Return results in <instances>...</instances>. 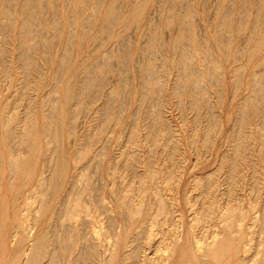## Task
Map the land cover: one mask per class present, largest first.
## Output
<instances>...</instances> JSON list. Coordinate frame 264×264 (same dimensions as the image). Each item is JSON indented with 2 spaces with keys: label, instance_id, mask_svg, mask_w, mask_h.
<instances>
[{
  "label": "rangeland",
  "instance_id": "rangeland-1",
  "mask_svg": "<svg viewBox=\"0 0 264 264\" xmlns=\"http://www.w3.org/2000/svg\"><path fill=\"white\" fill-rule=\"evenodd\" d=\"M3 1L0 0L1 3ZM14 1H16V0H12V3L9 2V4L10 5L12 4L14 8L12 7V5L11 6L9 5L10 8L9 7H7V8L10 10L12 8L14 9V10L13 9L11 10V12H13V11L14 12L12 13L13 16L11 15L9 19L11 20L12 23H13V21L15 23L16 22L17 23L16 24L14 23L11 27V24H9L10 21L6 18H3L4 20L2 21L1 20L2 17L0 16V18H1L0 20L2 21V23H0V25H3V26H1L2 27L1 30H3V31L0 30V155H1L0 156V264H25L24 263L25 259H27L29 257L28 251L30 250V247H28V246H30V244H31L29 242H32V244H33V242L36 241V238L37 239L42 238V236H44L43 238H46V248L47 249L45 248L46 250L44 251V255H43L44 259L41 258V260H44V261L41 263H38V264H55L54 261L57 259V257H58V260L56 261V264H67V263L68 264H75L74 260L76 259V257H78V260H80L79 258H81L83 261L82 260H80V261L84 262L85 264H98V263H100V264H102V263L103 264H131V263L132 264H134V263L135 264H160L162 258L167 257L166 254H168V252H166V251H168L166 248L167 246H165V245H167L166 243H168L167 238H169L168 236L170 235L171 232H173V228L177 229V227H175V226H176V224H178V220L180 219L179 213H178V215L177 214L175 215L174 212H171V211H174V208H170V207L175 206V208L178 209V211H182L183 221L185 222V227H186V232H187V229L189 230L188 222L190 224L191 218L192 217L195 218L194 216H191V215H195V213L188 211L189 207L186 204V197H185L186 193H187V195H189L188 198L190 197L191 200L193 201V203L194 202L196 203V207L198 206L199 209H201V211H200L198 209V207L196 208V210L198 209L197 210L198 211L197 216L199 218L200 217L202 218V221L200 224L202 229L199 227L197 228V234L196 235L198 236V239H200V241L203 243H207L210 240H212L213 237H215V236L217 237V233L219 231H222L223 233L222 232L221 233L223 234L222 235L223 238L218 237V240L219 241H221V240H227L228 241V239H229V242L231 241L230 243L232 245L230 244L231 245L230 246V252H229L228 248H226L224 255L222 256V260H223L222 262L223 263H218L213 259L212 261L214 264H224V263H226V264H255V263L256 264H264V261H262V260H264V231H263V229H264V215H263L264 214L263 213L264 212L263 211L264 210L263 209L264 208V124H263V121L260 122V119H259L264 115V104L261 103V102H264V100L263 101L260 100V99L264 98V94H263L264 93V86L261 88L262 82L260 83V82H257V81L252 79V78H254L253 77L254 74L252 75V78H251L252 72L253 73H255V72L256 73H264V36H262L263 35L262 31L264 33V29H263L264 28L263 27L264 26V18H263L264 17V9L262 7H264V6L261 7V5H264V1L261 0V2L263 1V3L261 4V2L258 3L260 0H233V1L232 0H167V1L166 0H128V1L127 0H122V1L121 0H107V1L106 0H65L66 2H64V0H42L40 2L41 6L39 5V8H38L39 11H38V9H36L37 11L35 9H31V11H30L29 9L31 7L29 6L30 8L28 9V6H26L24 4L25 0H18L16 2H14ZM231 1H232V3H231ZM126 2H127V4L128 3L129 4L127 5ZM165 2H167L168 5ZM173 2H174V4H172ZM14 3H16V5ZM65 3H66V5H65ZM18 4H19V7H18ZM95 4L96 5L100 4V6H98V5L96 6ZM162 4H163V6H162ZM165 4L167 5L166 7H169V9L164 7ZM171 4H172V6H171ZM257 4H258V6H256ZM21 5L23 8L21 7ZM95 7H96V9H94ZM98 7H100V8H98ZM113 7H115V10H116V8L119 9L118 11L121 10L120 12H122V13L120 15L121 19L119 17V21L117 19V21L113 25H111V24H109L108 20L106 21V14L109 11H111L113 9ZM170 7L172 8V11L170 10ZM233 7H234V9H233ZM257 7H259V8H257ZM173 8H174V10H173ZM16 9L18 12L20 10L21 14H20V12H19V14L17 12L16 16H15ZM57 9H59V11H57ZM64 9L66 11H64ZM163 9H165V10H163ZM166 9H167V13L165 15ZM191 9H192V11H191ZM232 9L234 10V12L232 11ZM245 9H247V10H245ZM55 10L57 12L56 15H55V13H56ZM98 10H99V13H98L99 16L97 15V13H95V12H98ZM169 10L171 11L169 13L170 15L168 14ZM180 10H181V15H179V16L177 15V17H175L176 16L175 15L174 17H172L176 13L180 14V13H178V11H180ZM187 10H188V12H187ZM260 10L262 12H259ZM137 11L139 13L138 15H137ZM163 11H165V12H163ZM173 11H174V14H173ZM183 11L185 12V15L187 13L188 19H187V16H184V14L182 13ZM240 11L243 14H241ZM245 11H247V13ZM116 12L117 11H115V13ZM254 12H257V13L254 14ZM258 12L261 13L260 14L261 18L259 16ZM25 13H27V14L31 13L33 18L36 20V23H37L36 26H34L35 27L34 28L35 33H33L32 36H29V37H28V35L26 36L25 31H24V34L22 32L24 29L23 24H22V21H23L22 19L24 17L23 14H25ZM115 13H114V15H116ZM103 14H104V16H103ZM167 14H168V16H171L170 17L171 22H168L169 19L167 20V18H168ZM223 14L224 15L226 14V16L224 17ZM228 14L230 15V20L227 19ZM18 15H20V16L23 15V16L20 17ZM117 15H118V13H117ZM117 15H116V17H117ZM127 15H128V17L129 16L130 17L126 18ZM96 16H98L97 17L98 19H96ZM102 16H103V19H102ZM132 16H135L136 18L132 17ZM165 16H167V17H165ZM222 16L224 17V19L226 18V20L229 23L226 20H224L223 18H222L223 19L222 20L221 19ZM256 16H257V18H256ZM164 17H165V19H164ZM182 18H183L184 22H183V20L181 21ZM14 19H16V21ZM48 19H50V21ZM124 19H125V21H124ZM256 19L257 20L261 19V20L257 21ZM262 19H263V21H262ZM19 20L20 21L22 20L21 24H20ZM74 20H77V21H74ZM103 20L106 21V22L104 21V23L106 25L103 23ZM164 20H167V21L164 22ZM231 20H232V24H231ZM70 21H71V23H70ZM72 21H74V22L72 23ZM175 21H176V23L177 22L178 23L176 24ZM180 21L183 23V27H182V23ZM219 21L221 23L222 22L223 23L222 24L220 23L221 24L220 25L218 23ZM241 21H242V23H241ZM260 21H261V23L259 24ZM107 22H108V24H107ZM136 22H138V23H136ZM173 22H174V24H172ZM224 22H225V24L226 23L227 24L225 25ZM119 23H121V24H119ZM164 23H166L165 26H164ZM186 23H189L190 25H188ZM71 24L72 25L74 24V25L72 26ZM115 24L118 26H116ZM185 24L187 25V27L185 26ZM191 24H192V27H191ZM5 25H8V26H5ZM21 25H22V27H21ZM104 25H105V27H104ZM172 25H174V26H172ZM215 25H217V26H215ZM228 25H230L229 27H231L233 25V28H227ZM259 25L263 28H261ZM252 26L255 27V30L253 29ZM258 26L260 29L258 28ZM72 27H73V29H72ZM184 27H186V30L188 29L187 33H189L191 36L186 33ZM239 27H241L243 29H241ZM244 27H245V29H244ZM84 28H87V29H84ZM37 29H38V31H37ZM222 29H223V31H222ZM252 29L255 31L254 32L255 34L253 33L254 35L252 33L250 34L251 31L253 32ZM217 30H219V31H217ZM260 30H262L261 33H260ZM216 31L219 33H217ZM7 32H8V35H7ZM120 32H122V33H120ZM20 33L23 36V38H22V36H20ZM111 33H112V35H111ZM157 33L159 34L158 36H157ZM184 33H186V35L190 36L189 40L185 41V44L187 46V47L185 46L186 48H189L191 46L189 49H187V51L189 50L188 54H187V55H189V56H187L188 57L187 60H188L189 64H191V66L194 65L193 67H195V70H194L190 66L192 68V70L191 69L190 70H191V72L192 71L194 72V75L190 74L189 79L187 80L188 85L190 84L192 86V87L190 86L191 88L190 87L188 88V91L191 89L190 91H192L194 94V92H195L194 89L196 90V88L201 86V88L199 89L201 93L197 89L198 91H196L195 95L193 96L195 100L197 98V101L193 100V97H190L191 94L189 92L185 93L181 87H178V89L175 92V95L180 94V96L179 95H177L178 97L175 96L174 92H173L175 90H172L173 89V86H172L173 82L175 81V79L179 83H183V82L180 81L179 77H177V76H175L176 78H173L174 81L171 82V80L169 79L170 78L169 74L167 75V73H169L168 72L169 69L167 67H169V65H170V62H169L170 60L168 59L169 55H167V53L168 54L172 53L174 55H179L178 54L179 51H180L179 53H182V51H181L182 48H179V45H178V47H174L173 43L175 44V38L174 37H176V36L180 37ZM214 33L218 34V36H217L218 40H216L214 38ZM37 35H38V37H37ZM155 35L157 36V38ZM251 35H252V37L256 36L255 37L256 39L254 37L253 38L249 37L250 38V40H249L248 36H251ZM192 36H193V38H192ZM228 36H229V38H226ZM30 37H33V38L30 39ZM70 37H71V39H70ZM158 37H160V38H158ZM150 38H151V41L153 40L154 42H151L149 40ZM24 39H25V42H24ZM159 39L161 42L159 41ZM169 39H171V41ZM157 40L160 43H158ZM244 40L247 43L250 42V44L248 43V46H246V47H245V45L247 43L244 42ZM123 41H125L126 46H128L126 55H128L129 57L125 56V58L122 56L123 54L120 52V48H119L121 42H123ZM220 41H222L223 43H221ZM42 42L44 43V47H43ZM149 42H151V44ZM169 42H171V43H169ZM251 42H253L252 43L253 45L251 44ZM164 43H167V44L165 45ZM199 43H201V44H199ZM45 44H46V46H45ZM176 44H175V46H177ZM149 45H151V46L154 45L155 49H153V47L150 48ZM218 45L219 46L221 45V46L219 47ZM25 47H27L28 49ZM180 47H183V46H180ZM144 48H146V49H144ZM171 48H172V50H170ZM244 48L249 49V50L247 51L245 49V51H246L245 52ZM162 49H165V50H162ZM239 49H241V52ZM25 50H26V52H25ZM144 50H146V51H144ZM153 50L155 51V54H156L155 57L153 54ZM190 50H192V51H190ZM200 50L203 52H201ZM249 51L251 53H252V51H254V55L251 58H250L251 54L249 53ZM190 52H192V53H190ZM244 52H245V54H243ZM107 53H109V56ZM190 54H192V55H190ZM150 55L152 57H150ZM241 55L242 56L245 55V56H243L244 58ZM105 56L106 57L108 56L107 58L109 60H106L107 58H105ZM227 56H229V58H227ZM234 57H236V58H234ZM237 57H238V60H237ZM241 57L243 58V61H242ZM166 59H167V62H166ZM190 59H191V61H190ZM65 60H67V61H65ZM245 60L246 61L248 60V61L246 62ZM64 62H65V64H64ZM244 62H246L245 64H247V65L243 64V66H242V63H244ZM167 64H168V66H166ZM254 64H255V66H254ZM94 65H96V66H94ZM86 66L87 67L89 66V67L87 68ZM152 66H154L155 68ZM241 66L244 69L243 73H241V71H243V69L239 68ZM27 67H28V69H27ZM150 67L152 69H155L154 70L155 73H154V76L149 77V75L146 73V69H149ZM178 67L180 70L178 72L182 73L181 68L183 70L184 66L179 65ZM237 67L239 69H237ZM63 68H64V70H63ZM86 68H87V70H86ZM84 69H85V71H83ZM142 69H143V71H142ZM167 69H168V71H167ZM197 69H199V70L197 71ZM234 69H237L239 71L241 69L240 72L237 71V73H240L242 75V77H240V79L241 78L242 79L241 80L239 79V80L242 81L243 84L238 82L239 87L235 86V85H237L236 82L238 80L237 77H239L238 76L239 74L235 73ZM60 72H62V74H60ZM87 72H89L91 74L89 75V73H87ZM199 72H204L205 75L203 73H200L202 75H199ZM207 72L213 73V74L208 75ZM247 72H248V74H247ZM196 74L198 75V77H196L197 76ZM203 75H204V77H203ZM87 76H88V79L91 78L90 76L94 77V80H93V78H92V80H93V83L95 82V84L92 83L91 79H90L91 82L88 83L89 81H86V80H88L86 78ZM199 76L200 77L202 76V77L199 78ZM244 76H247V77H244ZM58 77H59V79H58ZM152 77H154V79H152ZM155 77L157 80L155 79ZM146 78H147V81H146ZM143 79H145V80H143ZM150 79H151V81H150ZM168 80L171 83H169ZM192 80L197 81V83L192 82ZM200 80H201V82L203 80L202 85H206L208 88L207 89L205 86L204 90L206 89V90H208V92H206V90L204 92L202 85H200L201 83H198V81H200ZM243 80H244V82H243ZM84 81L88 83V84L87 83L84 84V86H87V89L85 90L86 94L89 93V95H90V96L87 95L88 97L86 96V94H84V96H83V93H85V92L81 91V89H83L82 87H84L81 84V82L83 83ZM145 81L148 82V84H145L146 83ZM75 82H77V83H75ZM99 82H100V84H98ZM153 82L155 84H153ZM165 82H166V84H165ZM73 83H74V86H73ZM159 83H161V84H159ZM204 83H206V84H204ZM103 84L105 86H103ZM158 84H159V86H158ZM94 85H96V86H94ZM145 85H147V88ZM154 85L158 86V87H155ZM253 85L258 86V87L256 86V88H255L256 93H255V89H254ZM167 86H169V88ZM242 86H244V87H242ZM100 87H103L104 90L100 91ZM150 87H152L151 88L152 90L150 89ZM159 87H161V89ZM84 88H86V87H84ZM88 88L90 91L88 90ZM93 88H94V90H93ZM153 88L155 90H157L158 92H156ZM234 88H236V89H234ZM181 89L183 90V92ZM251 89H252V91H251ZM258 89L262 92H260ZM257 90H258V93L259 92L262 93V96H261V94L257 93ZM51 91H53V92H51ZM99 91L103 92V93L100 94ZM177 92H179V93H177ZM198 92L200 93L199 97H198V95H199ZM252 92L255 95L258 94L259 97L255 96L256 100H255V97H253L254 94ZM95 93H97V94H95ZM249 93H250V95H249ZM78 94H80V99L76 101V99H78V96H79ZM102 94H103V97L101 96ZM184 94H185V96H184ZM68 95L72 96V97L69 99ZM82 96H83V98H82ZM107 96L112 97V98L111 97L108 98L109 102L107 100ZM183 96L185 97V99ZM249 96H250V98H249ZM181 97H183V99L185 100V103L183 102V99H180ZM188 97L190 98L189 99L190 101L188 100ZM72 98L77 103L75 101L72 102ZM110 98H111V100H110ZM191 98H192V100H191ZM90 99H92V100H90ZM257 99L260 102V104L263 105L262 106L259 104L262 107L261 110H260L261 107L259 105L257 106V103H258V102H256ZM242 100L243 101L246 100L245 103L247 102V104H248V105L244 104V106H243L244 108L241 106ZM87 101L88 102L90 101V103H92V104L89 103L90 107H88ZM110 101H113V102L110 103ZM114 101H115V103H114ZM153 101H155V102H153ZM192 101L194 102L193 103L194 109L196 108V110H197L199 108V111H201V109L203 107V112L201 113L202 116H199V117H201L200 119L203 122L200 119L196 120V117L198 116V114H197V112L195 113V110L194 111L189 110V109H191V106H192L191 102ZM52 102H54V103H52ZM81 102H82V104H83L82 106L84 108L79 105V104H81ZM74 103H75V105L76 104H78V105L75 106ZM85 103L87 105H85ZM62 104L64 107L62 106ZM194 104L197 105L198 108ZM250 104L252 105V107ZM104 105L106 107H110L111 105L112 106L110 107V109L108 108L109 110L108 109L105 110L104 109L105 107H103ZM108 105H110V106H108ZM186 105H187V107H186ZM254 105H256V107H257L256 109H258V107H260V108L258 110H256ZM199 106L201 107V109ZM247 106L249 107V110H248ZM58 107H60V108H58ZM63 108H64V111H63ZM86 108H89V109L86 110ZM50 109H52V110H50ZM72 109H74L75 111H72ZM84 109H85V112H84ZM80 111H81V113H80ZM242 111L245 113H243ZM248 111H249V114H248ZM257 111H259V113ZM260 111H263V112H261V114L263 113L262 115H259ZM100 112H103L102 115H100L101 114ZM108 112H110V113H108ZM155 112H156V114L157 113L159 114L160 120H157L158 117L156 118V115L154 114ZM56 113L57 114L60 113L61 116L59 114L57 115ZM69 113H70V115H69ZM251 113H252V115H251ZM63 114H64V118H63ZM103 114H105V116H104L105 119L103 118ZM108 114H109V116H108ZM196 114H197V116H196ZM246 114H248V118L250 119V122H251V123L248 122L249 119L247 118L248 120H247L246 124H247V126L250 125L251 127H248V128L245 127L246 129L245 128L244 129L248 130L250 128L248 131H246V132H248V134L246 132L241 133L242 130L245 131L243 128H242L241 132L238 131L239 132L238 133L237 130L239 128H237L236 132L238 134L236 133L232 139L233 142L231 140H230L231 141L230 142L228 140V138H229V133L232 132L234 122H236V119L238 120V119H241L244 117L241 115H246ZM255 114H257V116H259V117L257 118V116ZM112 115H113V117H112ZM147 115L149 116V118L150 117H152V118L147 120L146 119V118H148ZM150 115H152V116H150ZM203 115L204 116L205 115L206 116H212L213 118L211 119L210 122H208L206 120V118L203 117ZM52 116H54V117H52ZM78 116L80 117L79 120H78ZM239 116H241V117H239ZM75 117H77V119ZM109 117H110V120L108 119ZM46 118H49L51 120H49V119L46 120ZM72 118H75V120L74 119L72 120ZM255 119H258V121ZM102 120H105V121H102ZM47 121H49V122H47ZM51 121H54V122L51 123ZM100 121L103 123L101 124ZM106 121H107V123H106ZM153 121H156V122L159 121V123H156L153 126L152 125V123H154ZM160 122L162 124H160ZM197 122H201V124L198 123L199 128H200L199 137L197 136V138H195V135L193 134L192 131L195 129ZM204 122H206V123H204ZM47 123L48 124L51 123V124L48 125ZM203 123L206 125L211 123L213 126H211V127L208 126V129H207L206 128L207 126L205 127ZM220 123L223 124L221 127H220ZM98 124L100 125V127H98L99 126ZM255 124H258V125H255ZM45 125L48 128H46ZM135 125L138 126V128L135 127ZM161 125H163L164 128ZM185 125H187L186 128H184ZM192 125H193V127H192ZM159 126L162 128H160ZM169 126H171V127H169ZM97 127H98V129H97ZM158 127L160 129H163L164 132L162 130H159ZM3 129L4 130L8 129V130L2 131ZM25 129L29 130V131L24 133ZM45 129H47V130H45ZM74 129H75V131H74ZM154 129H158V131H156ZM175 129H177V130H175ZM185 129H186V131H185ZM211 129H212V132L218 131V134H217V136H215L214 139H211L212 135H214L213 134L214 132L213 133L211 132L212 134H211L210 138H209V135L204 134L205 131L210 133ZM214 129H216V130H214ZM92 130L95 133L94 132L92 133ZM153 130L156 133H158L159 131L161 132V133H159L160 136L159 137L157 136L156 137L157 139L155 138L156 139L155 141H157L159 139V142H161L163 140L165 142V144L163 141H162V143H160L161 145L158 144L159 142L154 143L153 142L154 140L152 142H150V140H152L157 135L156 133H153ZM174 130L177 132H175ZM96 131H98V133ZM148 131L149 132L151 131V132L149 133ZM3 132L5 133V135ZM54 132L56 133L55 135L53 134ZM132 132H135V133L138 132L136 134L135 133H133V134H135L136 138L138 136V138H140V139L139 140H138V138L136 139L133 134L131 136L130 133H132ZM166 132H168L170 135L171 134L172 135L170 136ZM46 133H47V136H46ZM145 133H147L146 137H148V139L151 138L149 141L147 138H146V140H145V138H143L145 136ZM151 133H152V136L155 134L153 138L151 135H149ZM164 133H165V136H164ZM27 134L29 135L28 141L30 140V142H26L27 143L26 144L23 141V139H21V138L19 139V136L23 135V137L25 138ZM57 134H58V136H57ZM93 134H94V136L95 135L96 136L92 137ZM139 134H141V135H139ZM191 134H193V135H191ZM240 134L242 135V137ZM243 134H244V136H243ZM142 135H143V137H142ZM166 135H169V139H167ZM89 136L91 137L92 140L90 139ZM139 136H141V137H139ZM191 136H194V137H191ZM227 136H228V138H226ZM236 136H237V138H236ZM20 137H22V136H20ZM132 137H134V138H132ZM165 138L167 141L165 140ZM193 138L197 142L193 143L194 142ZM239 138H241V139H239ZM245 138H246V140H245ZM80 139H82L81 141H79L80 143L77 142ZM93 139H94V141H93ZM169 140H170V143L168 142ZM243 140H245V141L243 142ZM19 141H21L20 142L21 145H20ZM38 141H39V143H38ZM83 141L86 143V145H84ZM227 141H228V144H227ZM236 141H237V143H236ZM81 142H83V143H81ZM144 142H146V144ZM234 142L239 146H237L236 144H233ZM242 142H243V144L246 143V145L245 144L243 145ZM53 143H55V144H53ZM76 143H77V145H76ZM147 143H148V145L149 144L152 145V143H153V145L152 146L149 145V147H148V146H146ZM87 144L89 146H91L90 147L91 153H90V149H88V151L86 150L88 148ZM137 144H139L140 146ZM232 144H233V146L234 145L237 146V148L235 146L233 147ZM33 145H34V147H33ZM164 145L166 148L163 149L162 147H164ZM228 145H229V147H228ZM83 146H85L84 147L85 149L83 148ZM143 146H144V148H143ZM78 147L79 148L81 147V149H80L81 152H80V150L78 152L83 153V154L85 153L84 155L80 154V156H78L80 158V160H79V158H78V160L75 157L73 158V154L77 153L76 150L79 149ZM167 147H169V148H167ZM230 147H231L230 154L232 156L234 155L233 158L236 157L237 162L233 159L236 162V163H234L236 168L235 167L232 168V164L234 161L231 159L232 156L228 155L229 154L228 150ZM239 147H240V149H239ZM82 148L84 151L82 150ZM235 148L237 149V151ZM134 149L137 152L136 155H135L136 152L134 153V151H133ZM159 150H160V152H159ZM161 150L163 151V153H161L162 152ZM167 150L170 152L167 153ZM233 150H235V152H232ZM55 151H56V153H58L57 155H59V156H56ZM140 151H142V152H140ZM10 152H12V154ZM22 152H25L27 154L26 155L24 153V157L27 156L26 157L27 159L25 158L26 160L22 158V156H21V155H23ZM9 153L12 156H14V154H15V156L16 155L19 156V154H20L21 158L19 157L20 164L18 166V168H20V166H21V168H20L21 170L19 169L20 171L15 170L13 168H12V170H11V168L9 169L8 164H10L11 163L10 161L12 160L11 159L12 157L9 156ZM53 153H55V154H53ZM86 153H88L87 158L85 156V155H87ZM130 153H132V155H130ZM138 153H139V155H138ZM77 154H75V155L77 156ZM120 154H121V156H120ZM133 154L135 155L134 158L130 157V156H133ZM171 154H172V156L174 155V157L171 156V158H173V159L167 158V157H170ZM243 154H245V155L243 156ZM219 155H222L223 157L222 156L221 157L224 158V160L221 159V157ZM225 155L226 156L228 155L231 158L228 156L224 157ZM53 156H55V157H53ZM81 156L84 158L83 162H82L83 159L81 160ZM125 156L130 157V159L126 158ZM165 156H167V157H165ZM52 157L54 158V160ZM118 157L121 160H118ZM185 157H187V158L185 159ZM56 158H58V159H56ZM125 158H126V160L128 159V161L124 160ZM139 158H141V160ZM228 158H230V160ZM240 158L241 159L243 158V159L241 160ZM244 158H247V160L245 161ZM21 159H22V161H21ZM113 159L115 162L112 161ZM131 159H134V160L132 161ZM135 159L138 160L137 164H141V165H137ZM116 160L119 163L116 164ZM129 160H131V161L129 162ZM198 160H199V163L196 166V163L198 162ZM226 160H228L230 162L227 161L228 163H226ZM80 161L82 164L80 163ZM77 162H78V167H76ZM111 162L114 163L115 167H116L115 168L116 173L112 177L108 176L109 166L112 165ZM143 162H144V164H142ZM240 162L243 165H241ZM124 163H126V164H124ZM157 163H158V166H157ZM221 163H223V164H221ZM114 164H113V166H114ZM134 164L136 165V167L131 169V166L132 167L135 166ZM253 164H254V166H253ZM87 165H89V166L87 167ZM120 166H122V167L120 168ZM126 166H128V167L126 168ZM139 166H141L140 167L141 169L138 168ZM194 166L196 167V169ZM220 166H221V168H220ZM225 166L226 167L229 166V167L225 168ZM123 167H125V168H123ZM216 167L217 168L219 167L218 168L219 171H218V169H216ZM118 168H120V169H118ZM136 168L141 170L142 172L139 170L137 172ZM145 168L147 170H145ZM149 168H151V169L149 170ZM222 169H224V170H222ZM155 170L157 171V173ZM183 170L185 171L186 176L183 178V180L180 184L178 183L176 185L175 176L177 177V174ZM214 170L215 171L217 170L219 173L220 172L223 173V177L222 176L220 177V175H222V174H219L217 172L218 173L217 176L219 175L217 178L219 180H221L223 178L222 179L223 181H220V182H222L220 184H215V188H216L217 192L219 191L222 193L224 191V189L226 188L225 191L222 193L223 197H222V195H220L221 193H219V192L217 193L215 190L213 192V189L211 191L209 188L207 189L206 186H205L206 188L204 186H202V187H204V189L202 188L203 190L207 189V190H205V193H204L200 188L201 186L197 187V185H196V187H193L192 183H190V181H192L196 177L203 176V175L205 176V174L207 175L208 173H211ZM225 170H228V172L227 171L226 172L228 174H230L229 172H231V174L225 176V174H226ZM233 170H235V171H233ZM119 171L122 172L123 176L125 174V177H124L125 179H123V176L121 175V172H119ZM130 171H132V172H130ZM133 171H135V172H133ZM148 171H149V173H147ZM154 171H155V173H154ZM258 171H259V173H257ZM117 173H120V174H117ZM136 173L139 174V176H143V177H145V179H147V180H145V184L146 183L147 184L150 183V184L148 185V187L145 184L142 185V189H144L146 187L144 190H142L143 192H140V193L138 192L136 194L129 193L130 195L128 194L129 195L128 197H130V199L128 198L126 202L129 204L132 201L131 199H134V197H135V200H137L139 203L141 201L140 204L142 207L140 206V208H138V209H140L142 211L144 210L143 213L144 212L145 213L141 217L139 215L135 216V217L129 216V215H132L131 209H132V207H134L133 206L134 203H130L132 205L129 204L130 207L128 208L129 209L128 211L125 210L127 213H129L128 215L125 211H124L125 216H124V213L123 214L121 213V215L118 213H117L118 214L117 215L116 212H115V214L110 213V209H108V208L115 207L116 204H114V201L116 199L115 202H117V194H116L117 191L119 189H121L120 190L121 192L120 191L118 192L119 195L124 193L125 190L124 191L122 190L123 185L126 186V187H124V189H129V185L135 179L138 178V175H136ZM161 173L164 175H162ZM235 173H236V175H235ZM18 174L20 176H18ZM52 174H53V176H54V174H57L54 176V178L56 177L57 179L52 178V176H51ZM154 175H155L156 179H154L155 178ZM170 175H172V176H170ZM15 176H16V178H15ZM50 176H51V178H49ZM229 176H231V177L233 176L235 178H233V180H232V178L228 179ZM131 177L134 179H132ZM236 177H238V179ZM21 178H22V180H21ZM23 178L25 181H23ZM76 178L78 180H73ZM126 178L128 180H126ZM49 179L50 180L54 179L53 181H54L55 186L53 183H51L53 181L52 180L49 181ZM241 179H242V181H241ZM155 180L158 181L157 183L160 182V184L155 183ZM219 180H218V182H219ZM41 181H44V184H42ZM136 182H138V179ZM151 182H154L155 184L154 183L151 184ZM243 182H245V183H243ZM40 183L43 185V188H42L43 191L44 192L46 191L43 194L44 198L39 195V197H41L43 200H41V198H38V200H36L37 199L36 198L34 200V197H36L37 192H39L38 194H41V192H40L41 190H39V188H38ZM45 183H46V185L48 183V186H45ZM189 183L191 185L188 186L189 190L187 191V190H185V188L187 187V185ZM223 183H224V185H223ZM227 183L229 184V189H228V186H225ZM238 183L240 184V186H238ZM74 184L75 185L77 184V185L72 188V186ZM127 184H128V186H127ZM156 184H157V186H155ZM220 185L222 186V190L220 188L221 187ZM151 186L153 189L152 188L150 189ZM223 186H225V187H223ZM39 187H42V186H39ZM177 187H179L178 190H177ZM49 188H50V190H49V192H47ZM54 188H56V189H54ZM154 188L155 189L157 188V190L154 191ZM45 189H47V190H45ZM53 189H54V191H53ZM57 189H58V191L56 194L55 190H57ZM70 189H72L71 192H70ZM146 189H147V191H145ZM240 189H243V190L241 191ZM244 189H245V191H244ZM83 190H85V191L83 192ZM235 190L236 191L238 190L239 192L237 191L238 192L237 193ZM30 191H32V193ZM157 191H159V193L161 195ZM53 192H55V195L53 194ZM210 192H212V195ZM215 192L219 196L218 195L216 196ZM79 193H80V195L81 194L82 195L81 196L78 195ZM201 193L204 195H202ZM137 194H138V196H136ZM156 194H157V197H156ZM214 194H215V197L213 196ZM227 194L229 197L231 196V198H230L231 200L229 199V202H226V199L229 198V197H227ZM229 194H231V195H229ZM33 195H35V196H33ZM69 195L71 196V198ZM72 195H74L73 196L74 200H73ZM224 195H226V196H224ZM55 196H56V198H55ZM112 196H113V198H112ZM163 196L166 199H164ZM211 196H213L214 198L217 197L218 199L217 198L214 199ZM29 197H30V199H28ZM45 197H46V199H45ZM75 197H76V201H75ZM143 197H144V199H143ZM154 197H156V199H154ZM159 197H161V198H159ZM68 198H70V200H68ZM78 198H80L81 200ZM207 198H208V200H207ZM158 199L163 200V203L166 205V208L168 207V208L172 209V210H169L167 208L168 214L166 216L163 215L164 216L163 218L167 217L168 220H166V223L162 224V226H160L161 224H159V225L156 224L157 225V227H156L155 223H152L154 225H152L151 223H146V225H144L145 224L144 220L146 218H149L148 216H150L149 212H151L152 209L156 210V208H157L156 204L158 203L157 202ZM209 199H211L212 201L210 200V202H209ZM40 200H41V202L43 201L42 207H44V205H45V208H44L45 210L42 207L38 206V205H41L39 203ZM67 200H68V202H67ZM78 200H80L79 201L80 203H79V205L76 204V206H75V203H77ZM84 201H85V203H84ZM211 202H212V207H211ZM66 203L67 204L73 203L75 206L74 207L73 204L72 205L70 204L69 206L67 205V207H70V208L73 207L74 209H77L78 207H80L82 209V211H81L80 208H78L79 212H81V213L80 214L78 213V215L75 216V219H77L76 221L73 220L77 224L74 223L73 221H71V222L67 221L68 223L65 222L66 221L65 217H66V214L68 212V210L65 209V208H67ZM213 203L214 204L217 203V204L214 205V207H213ZM113 204H114V206H113ZM153 204L155 207L153 206ZM173 204H174V206H173ZM229 204H230L231 208L228 207ZM208 205H210V206H208ZM86 206H87V208H86ZM206 206H208L209 208ZM217 206L220 207L221 209L218 208ZM222 206L223 207L227 206L226 207L227 209L223 208V211H222ZM210 207H211V209H210ZM233 207H234V210H231V209H233ZM240 207H241V210H240ZM84 208L88 209L86 211L88 213L85 212L86 209H84ZM205 208H206V210H205ZM212 208H214V209H212ZM40 210H42L43 212H41ZM214 210H215V212H213ZM242 210L244 211V213ZM206 211L207 212L211 211L210 213H208L209 216L206 215L207 214ZM216 211H217V213H216ZM227 211H229V212H227ZM232 211L234 213H232ZM240 211H241V213H240ZM130 212H131V214H130ZM224 212H225V214H223V216H222V218H220V220L223 219L224 221H228L230 216L232 215V218L234 216L233 220L234 219H235V221L238 220L237 223H239V220L241 218H243L244 214H247V216L244 220L242 219L243 221L240 220L242 222H240L239 225H236L235 224L236 222L233 221L232 219L229 220V223L231 222L230 227L232 229V231H230L231 229L229 230L228 226H226V225H228V222L226 224V222H224L223 220H221V221L217 220V219H219L218 216L222 215V213H224ZM39 213H41V214L43 213V214L41 215ZM55 213H58V214L55 215ZM83 213H84V215H83ZM172 213H173V215H172ZM200 213L203 214L204 216L201 215ZM211 213L214 214V219H213V217H210ZM226 213H227V215H226ZM228 213H230V216ZM23 214H24V216H23ZM59 214L61 215V217H62V215H64L62 218H60V220H58L60 217ZM85 214H87L88 216ZM198 214H200V216ZM213 214H211V215L213 216ZM217 214H219V215H217ZM236 214H237V216H236ZM93 215L95 217V220H94ZM96 215L98 218H96ZM239 215H242V216H239ZM109 216L111 217V219L109 218ZM205 216L207 217V219L209 217L208 221L206 218H204ZM224 216H229V217L223 218ZM36 218H37V220H36ZM118 218H120L121 220ZM134 218H136L135 220H136L137 225L134 224L135 223ZM211 218L213 221H216V222H212ZM61 219H62V221L64 220V224H66V225L68 224V227L65 225V229L66 228H68V230L72 229L71 235L69 234L70 233L69 231H67L68 233L66 232V230L63 231L64 230L63 226H62L63 222L61 221ZM122 219H124L125 221L123 222ZM204 219H206V221H207L206 223L203 222ZM226 219H228V220H226ZM34 220H36V222H37L36 224H38V225H35V223H33ZM83 220H84V223H83ZM80 221H81V225H79ZM126 222L128 224L130 223L128 225L130 228L127 225H124ZM92 223H94V227H92V225H93ZM118 223L120 224V226ZM141 223L145 227L150 225L149 227H147V230L152 229L151 225L153 226L152 231L154 232L153 234H155V236L152 239H154V240H153V242H150L151 246H148V248L146 250H144L143 253L139 256V258L133 256L132 258H130V260L128 259L127 262L125 261V263H123V261L127 259V258H125V255H127L130 252H133L132 246H134V245L138 246L139 244H142V242L145 241V240H143V235L145 236V234L142 232H144L146 228L144 229L143 228L144 226L141 228ZM207 223L209 225L206 226L205 224H207ZM131 224L133 227L131 226ZM27 225H29L28 226L29 228L30 227L32 228V226L34 228V230H33L34 233L31 231V233H33V235L30 234V232H29V235H31V236H29V239L31 238L29 242H27V241L25 242V240L20 239V236L16 235L17 230H14V229H17V227H19L21 230L22 229L24 230L25 228H27L26 227ZM98 225H100V226H98ZM258 225H260V228ZM73 226L75 228H73ZM135 226H136V228H135ZM203 226H205V227H203ZM127 227H128V229H127ZM161 227L162 228L166 227V228L161 230ZM94 228H95V230H96V228H98V230H96L98 232L97 237L99 239H101V241H103V243L106 241V243H104V244H105V246H107V248L111 249V251L106 250L108 252L107 253L106 251H103V250H105V248L102 247V250H101V248H100V250H97L96 254H98V255L95 254L97 256V258H96V256H94L95 259L93 261H91L90 260L91 258L89 256L91 253H94V251L92 249L91 250L93 252L90 250L91 245L93 244L92 243L93 238H94L93 235H95L93 233ZM158 228H160V230ZM205 228H207V229H205ZM79 229L82 231L81 232L78 231ZM129 229H130V231H129ZM154 229H156L158 231H154ZM223 229H227V235H229L230 237H228L225 234ZM88 230H89V233L90 234L93 233V235H89L88 237H85V235L86 234L88 235V233H86L84 235V232H86ZM136 230L138 233L140 232V234L142 235L141 237L139 234H137ZM147 230L145 232H147ZM233 230H234V232H233ZM74 231L79 232V234L77 232L76 236L79 235V236L83 237V235H84L83 239L86 242H84L81 239V237H79V239H76L77 240L76 243H75V241L74 242L71 241V236H75L74 235L75 233H73ZM160 231H162V234H159ZM169 231H170V233L166 234ZM63 232H66L65 234L69 238V240H68V238H66L69 242L68 244H66L67 240L64 239L67 236L63 235L62 234ZM134 232L137 235V236H135V238L137 237V241L140 237L139 242H135L134 245H132V246L126 245V243L131 244L132 243L131 241H133L135 239L132 235V233L135 235ZM155 232L156 233L158 232L157 233L158 235ZM215 233H216V235H215ZM235 233L236 234L239 233L238 234L239 238H237V235ZM37 234H38V236H37ZM80 234H82V235H80ZM104 234L106 237L103 236ZM128 234H131V235L128 236ZM164 234H166V237H167L166 238L164 236L166 239V240L164 239L165 242L167 241L165 244L163 241V238H164L163 235ZM13 235L15 236V239H14ZM39 235H40V237H39ZM62 235L64 238L62 237ZM99 235L101 236V238ZM225 236H226V238H225ZM232 237H234L233 238L234 241L232 240ZM47 238H48V240H47ZM55 238L56 239L57 238L58 239L63 238V240L66 241V243L63 241L64 243H59V244H62V245L65 244V246H70L71 244L72 245L70 247H65V246L60 245L61 248L63 249V251H62L60 249V247H58L59 244L57 246L55 245V243L57 241L61 242L62 240L61 241L58 239L56 240ZM76 238H78V237H76ZM124 238H126V239H124ZM130 238H132V239H130ZM144 238L146 239V236ZM235 238H237V239H235ZM51 239L54 241H52ZM85 239H87V240L90 239L91 242H89V240L87 241ZM95 239H96V235H95ZM123 239L125 241H123ZM12 240H14V241H12ZM127 240L128 241L131 240V241H129L130 243ZM96 241L97 240H95V243H96ZM160 241H161V243H160ZM51 242H53V243L55 242V243L53 244ZM107 242H108V244H107ZM116 242H118L117 245H115ZM74 243L76 245L74 246V249H73ZM89 243H91V245ZM23 244H25V245H23ZM113 245L115 246V248ZM242 245H243V247H242ZM128 246H130V247H128ZM135 246H134V248H135ZM153 246H154V248H153ZM82 248H85V249H82ZM113 248H114V250H112ZM66 249H68V250L71 249V253H70V251H66ZM147 250H148V252L146 253ZM164 250H166V251H164ZM231 250H233L232 255H231ZM48 251H49V253L50 252L52 253L53 251H55V254L57 255V257L55 254H53V255H51V253L48 254ZM64 251L66 253H69L68 254L69 257L67 256V254L65 257ZM72 251L74 254H72ZM127 251H128V253H126ZM187 251H188V249H186L184 251L185 253L184 252L182 253V257H181V254L178 255L179 258L177 257V259L175 261L176 264H185V263L189 264V261H191V258H192V254L189 251L188 252ZM45 252H47V253H45ZM249 252H250V254H249ZM60 253L63 254V255H61L62 257H60ZM105 253H107V256H105L106 255ZM110 253L113 255H111ZM45 254L46 255L48 254L47 257ZM58 254H59V256H58ZM88 254H89V256H87ZM108 254H110V255L108 256ZM143 254H144V256H142ZM247 254H249V255H247ZM49 255L52 257H54V255H55L56 259L55 260L52 259V262H51V260H50L51 257ZM106 257H108L109 262H108ZM109 257L110 258L112 257L111 258L112 261H110ZM67 259H70V260H68L69 262L67 261ZM87 259L90 261H87ZM101 259H102V261H101ZM122 259H123V261H122ZM145 259L147 261H145ZM152 259H153V261H152ZM224 259L226 260L225 262H224ZM79 262H76V264H79ZM84 263H80V264H84Z\"/></svg>",
  "mask_w": 264,
  "mask_h": 264
},
{
  "label": "bare ground",
  "instance_id": "bare-ground-1",
  "mask_svg": "<svg viewBox=\"0 0 264 264\" xmlns=\"http://www.w3.org/2000/svg\"><path fill=\"white\" fill-rule=\"evenodd\" d=\"M1 1H3V0H1ZM16 1H18V0H16ZM16 1H14V2H16ZM33 1H34V0H32V1H31V0H25V1H24V2H25L24 4H25L26 6H28V9L31 7V8L29 9L30 11H31V9H35V10L38 9V8H39V5L41 4L40 2H41L42 0H40V1H39V0H37V1L35 0L34 2H33ZM106 1H107V0H106ZM121 1H122V0H121ZM127 1H128V0H127ZM166 1H167V0H166ZM232 1H233V0H232ZM232 1H231V3H232ZM263 1H264V0H263ZM263 1L261 2V0H260L258 3L261 2V4H262ZM7 2H8V3H7ZM9 2L12 3V0H4L2 3L0 2V16L2 17V19H1V18H0V19H1L2 21L4 20L3 18L8 19V20L10 21L9 24H11V27H12V25H13L15 22L12 20V21H13V23H12L11 20H10L9 18H10V16L12 15V13L14 12V11L11 12V10H12L14 7H13V5L11 4L13 8H12L11 10L8 9L7 7H9V5H10ZM56 2H57V1H56ZM64 2H66V1L64 0ZM99 2H100V1H99ZM132 2H133V1H132ZM160 2H161V1H160ZM242 2H243V1H242ZM5 3H6V4H5ZM17 3H18V2H17ZM83 3H84V2H83ZM100 3H101V2H100ZM133 3H134V2H133ZM163 3H164V2H163ZM165 3L167 4V2H165ZM229 3H230V2H229ZM233 3H234V2H233ZM14 4L16 5V3H14ZM102 4H103V3H102ZM126 4H127V2H126ZM128 4H129V3H128ZM128 4H127V5H128ZM166 4L164 5V7L169 9V7H166L168 4H167V5H166ZM172 4H174V2H173ZM172 4H171V6H172ZM261 4H260V5H261ZM7 5H8V6H7ZM11 5H10V6H11ZM65 5H66V3H65ZM95 5H96V4H95ZM97 5H98V4H97ZM97 5H96V6H97ZM130 5H131V4H130ZM130 5H129V6H130ZM133 5H134V4H133ZM243 5H244V4H243ZM260 5H259V6H260ZM29 6H30V7H29ZM40 6H41V5H40ZM55 6H56V5H55ZM55 6H54V7H55ZM67 6H68V5H67ZM98 6H100V4H99ZM118 6H119V5H118ZM162 6H163V4H162ZM256 6H258V4H257ZM262 6H264V5H261V7H262ZM18 7H19V4H18ZM21 7H22V5H21ZM43 7H44V6H43ZM43 7H42V8H43ZM101 7H102V6H101ZM116 7H117V6H116ZM179 7H180V6H179ZM229 7H230V6H229ZM261 7H260V8H261ZM9 8H10V7H9ZM22 8H23V7H22ZM22 8H21V9H22ZM46 8H47V7H46ZM66 8H67V7H66ZM66 8H65V9H66ZM98 8H100V7H98ZM117 8H118V7H117ZM117 8H116V10H115V7H113V9H112L111 11H109V12L106 14V21L108 20L109 24H111V25H113V24L117 21V19H118V21H119V17H120V15H121V13H122V12H120L121 10L118 11L119 9H117ZM129 8H130V7H129ZM137 8H138V7H137ZM174 8H175V7H174ZM174 8H173V10H174ZM257 8H259V7H257ZM262 8L264 9V7H262ZM262 8H261V9H262ZM19 9H20V8H19ZM65 9H64V11L67 10V9H66V10H65ZM94 9H96V7H95ZM175 9H176V8H175ZM186 9H187V8H186ZM233 9H234V7H233ZM233 9H232V11L234 12ZM239 9H240V8H239ZM263 9H262V10H263ZM13 10H14V9H13ZM42 10H43V9H42ZM101 10H102V9H101ZM101 10H100V11H101ZM163 10H165V9H163ZM170 10L172 11V8H171V7H170ZM170 10L168 11V14L171 12ZM177 10H178V9H177ZM245 10H247V9H245ZM24 11H25V10H24ZM36 11H37V10H36ZM38 11H39V9H38ZM57 11H59V9H57ZM94 11H95V10H94ZM115 11H117V12L115 13ZM191 11H192V9H191ZM226 11H227V10H226ZM226 11H225V12H226ZM232 11H231V12H232ZM257 11H258V10H257ZM17 12H18V11H17V9H16L15 16H16V13H17ZM19 12H20V10H19ZM19 12H18V14H19ZM55 12H56V10H55ZM127 12H128V11H127ZM135 12H136V11H135ZM163 12H165V11H163ZM176 12H177V11H176ZM187 12H188V10H187ZM225 12H224V13H225ZM233 12H232V13H233ZM240 12H241V11H240ZM245 12L247 13V11H245ZM259 12H262V11L260 10ZM259 12H258V13H259ZM95 13H97V15L99 16V14H98V13H99V10H98V12H95ZM114 13H115L116 15H117V13H118V15H119V16L117 15L118 18L116 17V15H114ZM125 13H126V12H125ZM166 13H167V9H166L165 15H166ZM178 13H180V14H177V13L174 14V11H173V14H174V15H173L172 17H174L175 15H176L175 17H177V15H178V16L181 15V10L178 11ZM182 13L184 14V16H187V19H188V15H187V13H186V15H185V12H184V11H183ZM256 13H257V12H254V14H256ZM20 14H21V12H20ZM45 14H46V13H45ZM56 14H57V12L55 13V15H56ZM69 14H70V13H69ZM90 14H91V13H90ZM90 14H89V15H90ZM123 14H124V13H123ZM138 14H139V13H138V11H137V15H138ZM168 14H167V16H168ZM241 14H243V13L241 12ZM260 14H261V13H259V16H260ZM23 15H24V17H23V19H22L23 21H22V20H21V21H22V24H23L24 29H23L22 32H23V34H24V31H25V34H26V36L28 35V37H29V36H32V34L35 33V31H34V28H35V27H34V26H36V24H37V23H36V20L33 18V16H32L31 13H30V14L25 13V14H23ZM23 15H22V16H23ZM37 15H38V14H37ZM55 15H54V16H55ZM72 15H73V14H72ZM124 15H125V14H124ZM169 15H170V14H169ZM189 15H190V14H189ZM228 15H229V14H228ZM228 15H227V17H228L227 19L230 20V15H229V16H228ZM247 15H248V14H247ZM12 16H13V15H12ZM18 16H20V15H18ZM22 16H20V17H22ZM98 16H96V19H98V18H97ZM103 16H104V14H103ZM103 16H102V19H103ZM163 16H164V15H163ZM167 16H165V17H167ZM223 16L225 17L226 14H225V15L223 14ZM223 16L221 17V19H222V18L224 19ZM254 16H255V15H254ZM262 16H263V15H262ZM20 17H19V18H20ZM129 17H130V16H129ZM129 17H128V15H127L126 18H129ZM132 17H135V16H132ZM132 17H131V18H132ZM165 17H164V19H165ZM170 17H171V16H168V18H167V20L169 19L168 22H171ZM180 17H181V16H180ZM190 17H191V16H190ZM245 17H246V16H245ZM57 18H58V17H57ZM70 18H71V17H70ZM100 18H101V17H100ZM135 18H136V17H135ZM135 18H134V19H135ZM183 18H184V17H183ZM183 18L181 19V21L183 20ZM256 18H257V16H256ZM260 18H261V16H260ZM263 18H264V17H263ZM12 19H13V18H12ZM20 19H21V18H20ZM53 19H54V18H53ZM120 19H121V17H120ZM175 19H176V18H175ZM223 19H222V20H223ZM247 19H248V18H247ZM1 20H0V21H1ZM8 20H7V21H8ZM14 20L16 21V19H14ZM37 20H38V19H37ZM48 20L50 21V19H48ZM48 20H47V21H48ZM122 20H123V19H122ZM128 20H129V19H128ZM137 20H138V19H137ZM150 20H151V19H150ZM167 20H164V22L167 21ZM219 20H220V19H219ZM224 20H226V18H225ZM238 20H239V19H238ZM256 20H257V19H256ZM259 20H261V19H259ZM259 20H257V21H259ZM2 21H1L0 23H2ZM21 21L19 20L20 24H21ZM55 21H56V20H55ZM74 21H77V20H74ZM74 21H72V23H73ZM85 21H86V20H85ZM104 21H105V20H103V23H104ZM106 21H105V22H106ZM124 21H125V19H124ZM138 21H139V20H138ZM181 21H180V22H181ZM185 21H186V20H185ZM226 21H227V20H226ZM247 21H248V20H247ZM247 21H246V22H247ZM262 21H263V19H262ZM41 22H42V21H41ZM108 22H107V24H108ZM149 22H150V21H149ZM183 22H184V20H183ZM186 22H187V21H186ZM189 22H190V21H189ZM227 22H228V21H227ZM246 22H245V23H246ZM254 22H255V21H254ZM16 23H17V22H16ZM16 23H15V24H16ZM70 23H71V21H70ZM122 23H123V22H122ZM136 23H138V22H136ZM139 23H140V22H139ZM175 23H176V21H175ZM177 23H178V22H177ZM177 23H176V24H177ZM181 23H182V22H181ZM218 23L220 24L221 22L219 21ZM222 23H223V22H222ZM222 23H221V24H222ZM228 23H229V22H228ZM241 23H242V21H241ZM260 23H261V21L259 22V24H260ZM9 24H8V25H9ZM41 24H42V23H41ZM91 24H92V23H91ZM104 24H105V23H104ZM119 24H121V23H119ZM165 24H166V23H164V26H165ZM172 24H174V22H173ZM186 24L190 25L189 23H186ZM186 24H185V26L187 27ZM221 24H220V25H221ZM224 24H225V22H224ZM226 24H227V23H226ZM226 24H225V25H226ZM231 24H232V20H231ZM256 24H257V23H256ZM8 25H5V26H8ZM42 25H43V24H42ZM49 25H50V24H49ZM69 25H70V24H69ZM71 25H72V24H71ZM73 25H74V24H73ZM73 25H72V26H73ZM83 25H84V24H83ZM85 25H86V24H85ZM105 25H106V24H105ZM105 25H104V27H105ZM115 25H116V24H115ZM244 25H245V24H244ZM1 26H3V25H0V30L2 29ZM14 26H15V25H14ZM116 26H118V25H116ZM116 26H115V27H116ZM172 26H174V25H172ZM215 26H217V25H215ZM229 26H230V25H228L227 28H233V25H232L231 27H229ZM255 26H256V25H255ZM259 26H260V25H259ZM259 26H258V28H259ZM21 27H22V25H21ZM52 27H53V26H52ZM107 27H108V26H107ZM121 27H122V26H121ZM182 27H183V23H182ZM186 27H184V29H185V31H186V33H187L188 29L186 30ZM191 27H192V24H191ZM241 27H242V26H241ZM241 27H239V28H241ZM252 27H253V29L255 30V27H254V26H252ZM260 27H261V26H260ZM263 27H264V26H263ZM263 27H261V28H263ZM6 28H7V27H6ZM19 28H20V27H19ZM169 28H170V27H169ZM176 28H177V27H176ZM217 28H218V27H217ZM20 29H21V28H20ZM70 29H71V28H70ZM72 29H73V27H72ZM84 29H87V28H84ZM105 29H106V28H105ZM112 29H113V28H112ZM241 29H243V28H241ZM244 29H245V27H244ZM253 29H252V30H253ZM259 29H260V28H259ZM263 29H264V28H263ZM263 29H262V30H263ZM10 30H11V29H10ZM21 30H22V29H21ZM60 30H61V29H60ZM120 30H121V29H120ZM225 30H226V29H225ZM239 30H240V29H239ZM254 30H253V32L251 31L250 34H251V33L253 34V33L255 32ZM262 30H260V33H261ZM1 31H3V30H1ZM37 31H38V29H37ZM70 31H71V30H70ZM181 31H182V30H181ZM217 31H219V30H217ZM217 31H216V32H217ZM222 31H223V29H222ZM222 31H221V32H222ZM241 31H242V30H241ZM243 31H244V30H243ZM22 32H21V33H22ZM85 32H86V31H85ZM213 32H214V31H213ZM257 32H258V31H257ZM257 32H256V33H257ZM21 33H20V36H22ZM86 33H87V32H86ZM120 33H122V32H120ZM145 33H146V32H145ZM179 33H180V32H179ZM186 33H184L185 35L183 34V35H181L180 37H179V36L174 37V38H175V44L177 43V44H176L177 46H175L174 43H173V45H174V47H178V45H179V48H182V50H181L182 53H179L180 51L178 52L179 55H174V54H172V53H171V54H168V53H167V55H169V56H168V57H169L168 59L170 60V61H169V62H170V65H169V67H167V68L169 69V71H168V69H167V71L169 72V73H167V75L169 74V76H170L169 79L171 80V82L174 81L173 78H176L175 76L179 77L180 81L183 82V83H179V82H177V80L175 79V81L173 82V85L171 84V85L173 86V89H172V88H171V89H172V90H175V91H173V92H174V95H175V92H176V90L178 89V87H181V88L184 90L185 93H186V92H189V93L191 94L190 97H193V96L195 95L196 91H198V90L201 88L200 85H202V82H203L204 79L202 80V82H201V80L198 81V83H201V84L199 85L200 87L196 88V90L194 89V91H195L194 94H193L192 91H190L191 89L188 91V88H189L191 85H190V84L188 85V81H187V80L189 79L190 74H193V75H194V72L192 71V72H193V73H192L191 70H192V68L195 70V67H193L194 65L191 66V64H189V62H188V60H187V59H188L187 56H189V55H187V54H188V51H189V50L187 51V49H189L191 46H190L189 48H186L187 46H186V44H185V41H186V40H189V38H190L191 35H190L189 33H187V34H189L190 36H189V35H186ZM217 33H219V32H217ZM217 33H214V38H215L216 40H218V37H217L218 34H217ZM226 33H227V32H226ZM109 34H110V33H109ZM174 34H175V33H174ZM191 34H192V33H191ZM228 34H229V33H228ZM254 34H255V33H254ZM254 34H253V35H254ZM262 34H263L262 36H264L263 31H262ZM7 35H8V32H7ZM85 35H86V34H85ZM111 35H112V33H111ZM111 35H110V36H111ZM145 35H146V34H145ZM153 35H154V34H153ZM158 35H159V34L157 33V36H158ZM176 35H177V34H176ZM224 35H225V34H224ZM57 36H58V35H57ZM110 36H109V37H110ZM155 36H156V35H155ZM157 36H156V38H157ZM174 36H175V35H174ZM197 36H198V35H197ZM225 36H226V35H225ZM262 36H261V37H262ZM37 37H38V35H37ZM106 37H107V36H106ZM116 37H117V36H116ZM209 37H210V36H209ZM223 37H224V36H223ZM249 37L251 38L252 35H251V36H248V39L250 40ZM253 37H254V36H253ZM253 37H252V38H253ZM255 37H256V36H255ZM255 37H254V38H255ZM259 37H260V36H259ZM22 38H23V36H22ZM32 38H33V37H30V39H32ZM151 38H152V37H151ZM151 38L149 39L150 41H151ZM158 38H160V37H158ZM172 38H173V37H172ZM172 38H171V39H172ZM192 38H193V36H192ZM205 38H206V37H205ZM226 38H229V36L226 37ZM42 39H43V38H42ZM70 39H71V37H70ZM103 39H104V38H103ZM171 39H169V40L171 41ZM207 39H208V38H207ZM209 39H210V38H209ZM223 39H224V38H223ZM255 39H256V38H255ZM255 39H254V40H255ZM252 40H253V39H252ZM157 41H158V40H157ZM159 41H160V39H159ZM159 41H158V43L161 42V41H160V42H159ZM173 41H174V40H173ZM190 41H191V40H190ZM247 41H248V40H247ZM24 42H25V39H24ZM43 42H44V41H43ZM43 42H42V43H43ZM151 42H154V41L152 40ZM151 42H149V43L151 44ZM200 42H201V41H200ZM220 42L223 43L222 41H220ZM233 42H234V41H233ZM244 42H246V41L244 40ZM256 42H257V41H256ZM18 43H19V42H18ZM57 43H58V42H57ZM156 43H157V42H156ZM169 43H171V42H169ZM189 43H190V42H189ZM189 43H188V44H189ZM201 43H202V42H201ZM201 43H199V44H201ZM246 43H247V42H246ZM246 43H245V44H246ZM248 43L250 44V42H248ZM248 43L245 45V47L248 46ZM252 43H253V42H251V44H252ZM164 44L166 45L167 43H164ZM199 44H198V45H199ZM218 44H219V43H218ZM48 45H49V44H48ZM56 45H57V44H56ZM196 45H197V44H196ZM252 45H253V44H252ZM45 46H46V44H45ZM149 46H150V48L153 47V49H155V48H154V45H153V46L149 45ZM155 46H156V45H155ZM180 46H183V47H180ZM185 46H186V47H185ZM200 46H201V45H200ZM218 46H219V45H218ZM220 46H221V45H220ZM220 46H219V47H220ZM32 47H33V46H32ZM43 47H44V43H43ZM156 47H157V46H156ZM172 47H173V46H172ZM197 47H198V46H197ZM197 47H196V48H197ZM251 47H252V46H251ZM25 48H27V47H25ZM68 48H69V47H68ZM119 48H120V52L123 54L122 56H123L124 58H125V56H128V55H126V54H127V48H128V46H126V42H125V41L121 42ZM146 48H147V47H146ZM146 48H144V49H146ZM157 48H158V47H157ZM162 48H163V47H162ZM164 48H165V47H164ZM168 48H169V47H168ZM179 48H178V49H179ZM249 48H250V47H249ZM27 49H28V48H27ZM27 49H26V50H27ZM45 49H46V48H45ZM64 49H65V48H64ZM69 49H70V48H69ZM194 49H195V48H194ZM245 49H246V48H244V51H245ZM26 50H25V52H26ZM31 50H32V49H31ZM50 50H51V49H50ZM157 50H158V49H157ZM162 50H165V49H162ZM168 50H169V49H168ZM170 50H172V48H171ZM197 50H198V49H197ZM239 50H240V52H241V49H239ZM246 50L248 51L249 49H246ZM19 51H20V50H19ZM66 51H67V50H66ZM144 51H146V50H144ZM144 51H143V52H144ZM176 51H177V50H176ZM190 51H192V50H190ZM200 51H201V50H200ZM237 51H238V50H237ZM201 52H203V51H201ZM245 52H246V51H245ZM245 52H244L243 54H245ZM46 53H47V52H46ZM165 53H166V52H165ZM190 53H192V52H190ZM193 53H194V52H193ZM198 53H199V52H198ZM210 53H211V52H210ZM212 53H213V52H212ZM249 53L251 54V56H250V58H251V57L254 55V51H252V53L249 51ZM21 54H22V53H21ZM67 54H68V53H67ZM107 54H108V56H109V53H107ZM153 54H154V57H155L156 54H155V51H154V50H153ZM175 54H176V53H175ZM194 54H195V53H194ZM194 54H193V55H194ZM205 54H206V53H205ZM228 54H229V53H228ZM190 55H192V54H190ZM64 56H65V55H64ZM108 56H107V57H108ZM110 56H111V55H110ZM195 56H196V55H195ZM215 56H216V55H215ZM236 56H237V55H236ZM241 56H242V55H241ZM243 56H245V55H243ZM243 56H242V57H243ZM107 57L105 56V58H107ZM128 57H129V56H128ZM150 57H152V56L150 55ZM150 57H149V58H150ZM192 57H193V56H192ZM242 57H241V59H242V61H243V58H244V57H243V58H242ZM189 58H190V57H189ZM227 58H229V56H227ZM234 58H236V57H234ZM239 58H240V57H239ZM191 59H192V58H191ZM191 59H190V61H191ZM241 59H240V60H241ZM247 59H248V58H247ZM106 60H109V59L107 58ZM126 60H127V59H126ZM227 60H228V59H227ZM237 60H238V57H237ZM240 60H239V61H240ZM65 61H67V60H65ZM242 61H241V62H242ZM245 61H246V60H245ZM247 61H248V60H247ZM247 61H246V62H247ZM166 62H167V59H166ZM231 62H232V61H231ZM246 62L242 63V66H243V64H244V65H247V64H245ZM238 63H239V62H238ZM253 63H254V62H253ZM17 64H18V63H17ZM64 64H65V62H64ZM193 64H194V63H193ZM233 64H234V63H233ZM25 65H26V64H25ZM98 65H99V64H98ZM110 65H111V64H110ZM151 65H152V64H151ZM151 65H150V66H151ZM179 65H183V66H184V67H183V70H182V68H181L182 73H179V72H178V71H180V70H179V67H178ZM216 65H217V64H216ZM28 66H29V65H28ZM94 66H96V65H94ZM100 66H101V65H100ZM154 66H155V65H154ZM154 66H152V67H154ZM166 66H168V64H167ZM190 66H191L192 68H191ZM220 66H221V65H220ZM242 66L239 67V68H242ZM250 66H251V65H250ZM254 66H255V64H254ZM86 67H87V66H86ZM88 67H89V66H88ZM88 67H87V68H88ZM109 67H110V66H109ZM156 67H157V66H156ZM245 67H246V66H245ZM87 68H86V70H87ZM143 68H144V67H143ZM150 68H151V67H150ZM150 68H149V69H146V73L149 75V77H150V76H154V73H155V71H154L155 69H152V68L150 69ZM154 68H155V67H154ZM239 68L237 67V69H239ZM22 69H23V68H22ZM25 69H26V68H25ZM27 69H28V67H27ZM190 69H191V70H190ZM219 69H220V68H219ZM237 69H234V70H235V73H237V71H238V72L241 71V69H240V71L237 70ZM242 69H243V68H242ZM250 69H251V68H250ZM41 70H42V69H41ZM63 70H64V68H63ZM198 70H199V69H197V71H198ZM214 70H215V69H214ZM5 71H6V70H5ZM29 71H30V70H29ZM83 71H85V69H84ZM94 71H95V70H94ZM142 71H143V69H142ZM144 71H145V70H144ZM251 71H252V70H251ZM261 71H262V70H261ZM1 72H2V71H1ZM26 72H27V71H26ZM95 72H96V71H95ZM195 72H196V71H195ZM208 72H209V71H208ZM208 72H207V73H208ZM243 72H244V69H243V71H241V73H243ZM5 73H6V72H5ZM28 73H29V72H28ZM63 73H64V72H63ZM83 73H84V72H83ZM87 73H89V72H87ZM200 73H203V74H204V72H199V75H202V74H200ZM60 74H62V72H60ZM90 74H91V73H89V75H90ZM144 74H145V73H144ZM210 74H213V73H208V75H210ZM237 74H239V75H238L239 77H237V78H238V80H237V82H236L237 85H235V86H238V82L242 83V81H240V80L242 79V78L240 79V77H242V75H241L240 73H237ZM247 74H248V72H247ZM247 74H246V75H247ZM253 74H254V75H253ZM57 75H58V74H57ZM196 75H197V74H196ZM196 75H195V76H196ZM204 75H205V74H204ZM204 75H203V77H204ZM218 75H219V74H218ZM252 75H253L254 78H252ZM60 76H61V75H60ZM60 76H59V77H60ZM144 76H145V75H144ZM59 77H58V79H59ZM90 77H91V78H90ZM90 77H89V78H90L91 80H92V78H93V80H94V77H92V76H90ZM109 77H110V76H109ZM196 77H198V75H197ZM201 77H202V76H201ZM201 77L199 76V78H201ZM244 77H247V76H244ZM86 78L88 79V76H87ZM205 78H206V77H205ZM251 78H252L253 80L257 81V82H260V83L262 82V83H261V88L264 86V73H256V72L253 73V72H252V73H251ZM27 79H28V78H27ZM54 79H55V78H54ZM61 79H62V78H61ZM90 79H88V80H86V81H89L88 83H90V82H91ZM100 79H101V78H100ZM152 79H154V77H152ZM155 79H156V77H155ZM167 79H168V78H167ZM223 79H224V78H223ZM239 79H240V80H239ZM93 80H92V83H93ZM143 80H145V79H143ZM148 80H149V79H148ZM156 80H157V79H156ZM156 80H155V81H156ZM212 80H213V79H212ZM250 80H251V79H250ZM36 81H37V80H36ZM59 81H60V80H59ZM146 81H147V78H146ZM146 81H145V82H146ZM150 81H151V79H150ZM150 81H149V82H150ZM153 81H154V80H153ZM168 81H169V80H168ZM178 81H179V80H178ZM205 81H206V80H205ZM209 81H210V80H209ZM235 81H236V80H235ZM255 81H254V82H255ZM101 82H102V81H101ZM161 82H162V81H161ZM171 82L169 81V83H171ZM189 82H190V81H189ZM192 82H194V83L196 82V83H197V81H194V80H192ZM213 82H214V81H213ZM243 82H244V80H243ZM251 82H252V81H251ZM251 82H250V83H251ZM254 82H253V83H254ZM18 83H19V82H18ZM75 83H77V82H75ZM85 83H87V82H85V81H84L83 83L81 82V84H82L83 86H84ZM88 83H87V84H88ZM92 83H91V84H92ZM157 83H158V82H157ZM194 83H193V84H194ZM209 83H210V82H209ZM93 84H95V82H94ZM96 84H97V83H96ZM98 84H100V82H99ZM101 84H102V83H101ZM145 84H148V82H146ZM153 84H155V83L153 82ZM159 84H161V83H159ZM159 84H158V86H159ZM165 84H166V82H165ZM204 84H206V83H204ZM242 84H243V83H242ZM254 84H255V83H254ZM163 85H164V84H163ZM21 86H22V85H21ZM24 86H25V85H24ZM73 86H74V83H73ZM75 86H76V85H75ZM92 86H93V85H92ZM94 86H96V85H94ZM103 86H105V85L103 84ZM145 86H146V88H147V85H145ZM154 86H155V85H154ZM158 86H155V87H158ZM164 86H165V85H164ZM196 86H197V85H196ZM196 86H195V87H196ZM205 86H206V85H202L203 90H204V87H205ZM256 86H257V85H256ZM256 86L253 85L254 89L256 88ZM77 87H78V86H77ZM77 87H76V88H77ZM80 87H81V86H80ZM84 87H86V88H84ZM84 87H82L83 89H81L82 92H85V90L87 89V86H84ZM97 87H98V86H97ZM119 87H120V86H119ZM121 87H122V86H121ZM143 87H144V86H143ZM155 87H154V88H155ZM162 87H163V86H162ZM167 87L169 88V86H167ZM191 87H192V86H191ZM191 87H190V88H191ZM225 87H226V86H225ZM238 87H239V86H238ZM238 87H237V88H238ZM242 87H244V86H242ZM257 87H258V86H257ZM6 88H7V87H6ZM52 88H53V87H52ZM91 88H92V87H91ZM94 88H95V87H94ZM94 88H93V90H94ZM102 88H103V87H100V91H101V90H102V91L104 90V88H103V89H102ZM151 88H152V87H150V89H151ZM154 88H153V89H154ZM159 88L161 89V87H159ZM206 88H207V86H206ZM251 88H252V87H251ZM54 89H55V88H54ZM58 89H59V88H58ZM74 89H75V88H74ZM182 89H181V90H182ZM197 89H198V90H197ZM207 89H208V88H207ZM234 89H236V88H234ZM252 89H253V88H252ZM252 89H251V91H252ZM254 89H253V90H254ZM22 90H23V89H22ZM69 90H70V89H69ZM88 90H89V88H88ZM98 90H99V89H98ZM143 90H144V89H143ZM151 90H152V89H151ZM154 90H155V89H154ZM183 90H182V92H183ZM205 90H206V89H205ZM205 90H204V92H205ZM258 90H259V89H258ZM258 90H257V93H258ZM25 91H26V90H25ZM89 91H90V90H89ZM91 91H92V90H91ZM100 91H99V92H100ZM144 91H145V90H144ZM155 91L158 92L157 90H155ZM259 91H260V90H259ZM51 92H53V91H51ZM94 92H95V91H94ZM97 92H98V91H97ZM199 92H200V90H199ZM199 92H198V94H199L198 97L200 96V93H201V92H200V93H199ZM204 92H203V93H204ZM206 92H208V90H206ZM253 92H254V91H253ZM253 92H252V93H253ZM260 92H262V91H260ZM260 92H259L258 94H261V96H262V93H260ZM49 93H50V92H49ZM90 93H91V92H90ZM92 93H93V92H92ZM101 93H103V92H100V94H101ZM177 93H179V92H177ZM177 93H176V94H177ZM189 93H188V94H189ZM203 93H202V94H203ZM252 93H251V94H252ZM255 93H256V89H255ZM84 94H86V92L83 93V96H84ZM93 94H94V93H93ZM95 94H97V93H95ZM104 94H105V93H104ZM182 94H183V93H182ZM207 94H208V93H207ZM253 94H254V93H253ZM258 94H256V95L254 94L253 97L258 96ZM263 94H264V93H263ZM56 95H57V94H56ZM78 95H79V96H78ZM78 95H77V96H78V99H76V101L80 99V94H78ZM87 95L90 96L89 93H87L86 96H87ZM177 95L180 96V94H177ZM177 95H175V96H177ZM222 95H223V94H222ZM249 95H250V93H249ZM68 96H69V95H68ZM83 96H82V98H83ZM88 96H87V97H88ZM91 96H92V95H91ZM101 96L103 97V94H102ZM184 96H185V94H184ZM184 96H183V97H184ZM71 97H72V96H69V99H70ZM102 97H101V98H102ZM105 97H106V96H105ZM109 97H111V96H107V100H108V102H109V99H108ZM177 97H178V96H177ZM183 97H181L180 99H183ZM253 97H252V98H253ZM258 97H259V96H258ZM258 97H257V98H258ZM82 98H81V99H82ZM111 98H112V97H111ZM111 98H110V100H111ZM249 98H250V96H249ZM262 98H263V97H262ZM53 99H54V98H53ZM56 99H57V98H56ZM184 99H185V97H184ZM184 99H183V102L185 103V100H184ZM189 99H190V98L188 97V100H189ZM198 99H199V98H198ZM206 99H207V98H206ZM245 99H246V98H245ZM90 100H92V99H90ZM141 100H142V99H141ZM191 100H192V98H191ZM193 100H195L194 97H193ZM243 100H244V99H243ZM243 100H242V105H241L242 107L244 106V104L248 105L247 102L245 103V101H246L247 99H246L245 101H243ZM255 100H256V97H255ZM260 100L263 101L264 98H263V99H260ZM27 101H28V100H27ZM73 101H75V100H73V98H72V102H73ZM76 101H75V102H76ZM143 101H144V100H143ZM189 101H190V100H189ZM195 101H197V98H196ZM199 101H200V100H199ZM199 101H198V102H199ZM202 101H203V100H202ZM240 101H241V100H240ZM46 102H47V101H46ZM68 102H69V101H68ZM72 102H71V103H72ZM111 102H113V101H110V103H111ZM151 102H152V101H151ZM153 102H155V101H153ZM198 102H197V103H198ZM256 102H258V103H257V106H258V105L260 104V102L258 101V99H257ZM17 103H18V102H17ZM52 103H54V102H52ZM76 103H77V102H76ZM79 103H80V102H79ZM89 103H90V101H89V102L87 101L88 107H90V106H89ZM114 103H115V101H114ZM191 103H192V104H191V105H192V106H191V109H189V108H188V109H189V110H192V111L195 110V113L197 112V114H198V116H197V114H196L197 117L195 116V117H196V120H199V119L201 118V117H199V116H202L201 113L203 112V107H202V109H201V107L199 106L200 109H201V111H199L198 106L194 104V105L197 106V108H198V109L196 110V108L194 109V107H193V103H194V102L192 101ZM206 103H207V102H206ZM261 103L264 104V102H261ZM87 104L85 103V105H87ZM90 104H92V103H90ZM112 104H113V103H112ZM74 105H75V103H74ZM77 105H78V104H76L75 106H77ZM79 105L82 106V105H83L82 102H81V104H79ZM188 105H189V104H188ZM200 105H201V104H200ZM246 105H245V106H246ZM250 105H251V104H250ZM250 105H249V106H250ZM260 105H262V104H260ZM260 105H259V106H260ZM62 106H63V104H62ZM80 106H79V107H80ZM108 106H110V105H108ZM111 106H112V105H111ZM111 106H110V107H111ZM189 106H190V105H189ZM262 106H263V105H262ZM13 107H14V106H13ZM45 107H46V106H45ZM53 107H54V106H53ZM53 107H52V108H53ZM63 107H64V106H63ZM72 107H73V106H72ZM82 107H83V106H82ZM86 107H87V106H86ZM103 107H105V108H104L105 110L108 109V108L110 109V107H106L105 105H104ZM122 107H123V106H122ZM186 107H187V105H186ZM251 107H252V105H251ZM251 107H250V108H251ZM254 107H255V109L257 108L256 105H254ZM260 107H261V106H260ZM260 107H258V109H259ZM50 108H51V107H50ZM58 108H60V107H58ZM73 108H74V107H73ZM77 108H78V107H77ZM80 108H81V107H80ZM80 108H79V109H80ZM83 108H84V107H83ZM243 108H244V107H243ZM247 108H248V110H249V107H248V106H247ZM87 109H89V108H86V110H87ZM90 109H91V108H90ZM109 109H108V110H109ZM122 109H123V108H122ZM122 109H121V110H122ZM258 109H256V110H258ZM261 109H262V107L260 108V110H261ZM50 110H52V109H50ZM82 110H83V109H82ZM82 110H81V111H82ZM242 110H243V109H242ZM56 111H57V110H56ZM63 111H64V108H63ZM63 111H62V112H63ZM72 111H75V110L72 109ZM76 111H77V110H76ZM81 111H80V113H81ZM152 111H153V110H152ZM154 111H155V110H154ZM50 112H51V111H50ZM58 112H59V111H58ZM70 112H71V111H70ZM84 112H85V109H84ZM84 112H83V113H84ZM98 112H99V111H98ZM103 112H104V111H103ZM103 112H100V113H101L100 115H102ZM242 112H243V111H242ZM257 112L259 113V111H257ZM261 112H263V111H260V114H259V115H262V114H263V113L261 114ZM17 113H18V112H17ZM74 113H75V112H74ZM83 113H82V114H83ZM108 113H110V112H108ZM238 113H239V112H238ZM243 113H245V112H243ZM243 113H242V114H243ZM252 113H253V112H252ZM252 113H251V115H252ZM52 114H53V113H52ZM56 114H57V113H56ZM58 114L60 115V113H58ZM58 114H57V115H58ZM97 114H98V113H97ZM150 114H151V113H150ZM154 114L156 115V118H157V117L159 118V119L157 118V120H160V116H159V114H158V113L156 114V112H155ZM248 114H249V111H248ZM248 114H246V115H241V116H244V117L241 118V119H238V120L236 119V122H234V126H233V128H232V132L229 133V138H228V136L226 137V138H228L229 141H230V140L232 141V139H233V137L235 136V134H236L238 131L241 132L242 128L244 129L245 127H247V128H248V127H251L250 125L247 126V124H246V123H247V120L249 119V118H248ZM50 115H51V114H50ZM69 115H70V113H69ZM100 115H99V116H100ZM239 115H240V114H239ZM255 115L257 116V114H255ZM48 116H49V115H48ZM60 116H61V115H60ZM104 116H105V114H103V118L105 119ZM108 116H109V114H108ZM145 116H146V115H145ZM147 116H148V115H147ZM150 116H152V115H150ZM241 116H239V117H241ZM49 117H50V116H49ZM52 117H54V116H52ZM101 117H102V116H101ZM101 117H100V118H101ZM112 117H113V115H112ZM112 117H111V118H112ZM203 117H205L206 120H207L208 122H210L211 119L213 118L212 116H206V115H205V116L203 115ZM214 117H215V116H214ZM258 117H259V116H257V118H258ZM260 117H261V116H260ZM263 117H264V115H263L261 118H259V119H260V122L263 121V124H264V118H263ZM63 118H64V114H63ZM75 118L77 119V117H75ZM75 118H72V120H73V119L75 120ZM79 118H80V117L78 116V120H79ZM98 118H99V117H98ZM145 118H146V117H145ZM150 118H152V117H150ZM150 118H149V116H148V118H146V119L148 120V119H150ZM185 118H186V117H185ZM237 118H238V117H237ZM247 118H248V119H247ZM262 118H263V119H262ZM48 119H49V118H46V120H48ZM101 119H102V118H101ZM108 119L110 120V117H109ZM217 119H218V118H217ZM261 119H262V120H261ZM49 120H51V119H49ZM54 120H55V119H54ZM151 120H152V119H151ZM154 120H155V119H154ZM157 120H156V121H157ZM196 120H195V121H196ZM200 120H201V119H200ZM255 120L258 121V119H255ZM12 121H13V120H12ZM102 121H105V120H102ZM156 121H153V122H154V123H152L153 126H154L156 123H159V121H158V122H156ZM201 121H202V120H201ZM47 122H49V121H47ZM52 122H54V121H51V123H52ZM58 122H59V121H58ZM100 122H101V121H100ZM202 122H203V121H202ZM248 122H250V119H249ZM252 122H253V121H252ZM260 122H259V123H260ZM51 123H49V124H51ZM102 123H103V122H101V124H102ZM106 123H107V121H106ZM198 123L201 124V122H197V123H196V126H195V129L192 131L193 134L195 135V138H197V136L199 137V131H200V128H199V124H198ZM204 123H206V122H204ZM204 123H203V124H204ZM222 123H223V122H222ZM222 123H220V127L223 125ZM232 123H233V122H232ZM250 123H251V122H250ZM250 123H249V124H250ZM47 124H48V123H47ZM47 124H46V125H47ZM49 124H48V125H49ZM99 124H100V123H99ZM99 124H98V125H99ZM160 124H162V123L160 122ZM46 125H45V127H46ZM73 125H74V124H73ZM164 125H165V124H164ZM232 125H233V124H232ZM251 125H252V124H251ZM255 125H258V124H255ZM259 125H260V124H259ZM50 126H51V125H50ZM102 126H103V125H102ZM102 126H101V127H102ZM161 126L163 127V125H161ZM167 126H168V125H167ZM186 126H187V125H185L184 128H186ZM204 126H205V127L207 126L206 128L208 129V126L211 127V126H213V125L210 123V124H208V125L204 124ZM217 126H218V125H217ZM51 127H52V126H51ZM98 127H100V125H99ZM98 127H97V129H98ZM135 127L138 128V126H136V125H135ZM146 127H147V126H146ZM156 127H157V126H156ZM159 127H160V126H159ZM159 127H158V128H159ZM162 127H160V128H162ZM169 127H171V126H169ZM192 127H193V125H192ZM205 127H204V128H205ZM214 127H215V126H214ZM46 128H48V127H46ZM49 128H50V127H49ZM147 128H148V127H147ZM160 128H159V130H162V131H163V129H160ZM163 128H164V127H163ZM166 128H167V127H166ZM217 128H218V127H217ZM237 128H239V129H238L237 132H236V129H237ZM4 129H5V128H4ZM4 129H3L2 131H6V130H8V129H6V130H4ZM134 129H135V128H134ZM220 129H221V128H220ZM245 129H246V128H245ZM245 129H244V130H245ZM249 129H250V128H249ZM249 129H248V130H249ZM45 130H47V129H45ZM138 130H139V129H138ZM154 130L158 131V129H154ZM154 130H153V133H156V132H154ZM175 130H177V129H175ZM175 130H174V131H175ZM214 130H216V129H214ZM248 130H245V131L242 130L241 133H244V132H246V131H248ZM27 131H29V130H26V129H25L24 133H26ZM30 131H31V130H30ZM48 131H49V130H48ZM70 131H71V130H70ZM74 131H75V129H74ZM134 131H135V130H134ZM185 131H186V129H185ZM50 132H51V131H50ZM93 132H94V131L92 130V133H93ZM96 132L98 133V131H96ZM140 132H141V131H140ZM148 132H149V131H148ZM148 132H147V133H148ZM150 132H151V131H150ZM150 132H149V133H150ZM163 132H164V131H163ZM163 132H162V133H163ZM175 132H177V131H175ZM187 132H188V131H187ZM211 132H212V129L210 130V133L207 132V131H205L204 134L209 135V138H210L211 134L214 132V133H213L214 135H212V137H211V139H214L215 136H217L218 131H213L212 133H211ZM215 132H216V133H215ZM3 133H4V132H3ZM51 133H52V132H51ZM94 133H95V132H94ZM133 133H135V132L130 133L131 136H132ZM136 133H138V132H136ZM136 133H135V134H136ZM147 133H145V136H144V137H143V135H142V137L145 138V140H146V138L148 139V137H146V134H147ZM159 133H161V132L159 131L158 133H156L157 135H156L155 137H154L155 134H154L153 136H152V133L149 134V135L152 136V138H153V137H154V138H153L152 140H150L151 138H149L148 141L150 140V142H152V141L154 140V141H153L154 143L159 142V139H158L157 141H155V140L157 139L156 137H157V136H158V137L160 136ZM166 133H168V132H166ZM200 133H201V132H200ZM238 133H239V132H238ZM238 133H237V134H238ZM246 133L248 134V132H246ZM53 134L55 135L56 133L54 132ZM135 134H133L134 137H135ZM168 134H169V133H168ZM193 134H191V135H193ZM4 135H5V133H4ZM59 135H60V134H59ZM91 135H92V134H91ZM137 135H138V134H137ZM139 135H141V134H139ZM149 135H148V136H149ZM169 135H170V134H169ZM169 135H166V136H167V139H169ZM171 135H172V134H171ZM171 135H170V136H171ZM240 135H241V134H240ZM253 135H254V134H253ZM20 136L23 137V135H20ZM20 136H19V139H20V138L23 139V141H24L25 143H26V142H30V140L28 141V136H29L28 134H27L26 137H25L26 139H25L24 137L22 138V137H20ZM24 136H25V135H24ZM46 136H47V133H46ZM57 136H58V134H57ZM95 136H96V135H95ZM95 136H94V134H93L92 137H95ZM151 136H150V137H151ZM164 136H165V133H164ZM180 136H181V135H180ZM243 136H244V134H243ZM14 137H15V136H14ZM89 137H90V136H89ZM134 137H132V138H134ZM139 137H141V136H139ZM172 137H173V136H172ZM172 137H171V138H172ZM178 137H179V136H178ZM191 137H194V136H191ZM207 137H208V136H207ZM241 137H242V135H241ZM30 138H31V137H30ZM87 138H88V137H87ZM135 138H136V137H135ZM137 138H138V136H137ZM137 138H136V139H137ZM155 138H156V139H155ZM236 138H237V136H236ZM246 138H247V137H246ZM246 138H245V140H246ZM17 139H18V138H17ZM24 139H25V140H24ZM32 139H33V138H32ZM90 139H91V137H90ZM90 139H89V140H90ZM139 139H140V138H138V140H139ZM193 139H194V138H193ZM239 139H241V138H239ZM242 139H243V138H242ZM13 140H14V139H13ZM34 140H35V139H34ZM52 140H53V139H52ZM81 140H82V139L78 140L77 142H79V141H81ZM87 140H88V139H87ZM91 140H92V139H91ZM160 140H161V139H160ZM165 140H166V138H165ZM245 140H243V142H244ZM84 141H85V140H84ZM84 141H83V142H84ZM93 141H94V139H93ZM140 141H141V140H140ZM140 141H139V142H140ZM143 141H144V140H143ZM162 141H163V140H162ZM162 141L159 142L158 144L161 145L160 143H162ZM166 141H167V140H166ZM231 141H230V142H231ZM20 142H21V141H19V143H20ZM83 142H81V143H83ZM131 142H132V141H131ZM163 142H164V141H163ZM168 142L170 143V140H169ZM195 142H197V141L194 139V142H193V143H195ZM232 142H233V141H232ZM243 142H242V144H243ZM22 143H23V142H22ZM38 143H39V141H38ZM38 143H37V144H38ZM79 143H80V142H79ZM142 143H143V142H142ZM142 143H141V144H142ZM144 143L146 144V142H144ZM166 143H167V142H166ZM236 143H237V141H236ZM236 143L234 142L233 144H236ZM239 143H240V142H239ZM26 144H27V143H26ZM53 144H55V143H53ZM139 144H140V143H139ZM139 144H137V145H139ZM164 144H165V142H164ZM167 144H168V143H167ZM227 144H228V141H227ZM229 144H230V143H229ZM233 144H232V146H233ZM244 144L246 145V143H244ZM244 144H243V145H244ZM20 145H21V143H20ZM76 145H77V143H76ZM76 145H75V146H76ZM84 145H86L85 142H84ZM149 145H151V144H149ZM149 145H148V143H147L146 146L149 147ZM152 145H153V143H152ZM152 145H151V146H152ZM154 145H155V144H154ZM236 145H237V144H236ZM49 146H50V145H49ZM87 146H88V148H87L86 150L88 151V149H90V153H91V148H90L91 146H89L88 144H87ZM87 146H86V147H87ZM139 146H140V145H139ZM156 146H157V145H156ZM162 146H163V145H162ZM234 146H235V145H234ZM234 146H233V147H234ZM237 146H239V145H237ZM237 146H235V147L237 148ZM33 147H34V145H33ZM58 147H59V146H58ZM76 147H77V146H76ZM84 147H85V146H83V148H84ZM228 147H229V145H228ZM31 148H32V147H31ZM54 148H55V147H54ZM78 148H79V147H78ZM83 148H82V150H83ZM134 148H135V147H134ZM143 148H144V146H143ZM143 148H142V149H143ZM162 148H163V149L166 148L165 145H164V147H162ZM167 148H169V147H167ZM236 148H235V149H236ZM10 149H11V148H10ZM35 149H36V148H35ZM80 149H81V147H80L79 149L76 150L78 154H77V153H74V154H73V158L75 157V158L78 160V158H79L78 156H80V154H83V153H80V152H81ZM84 149H85V148H84ZM230 149H231V147H230L229 150H228V151H229V154H228V155H231V154H230V152H231ZM239 149H240V147H239ZM243 149H244V148H243ZM11 150H12V149H11ZM37 150H38V149H37ZM54 150H55V149H54ZM54 150H53V151H54ZM79 150H80V152H78ZM143 150H144V149H143ZM168 150H169V149H168ZM168 150H167V153L170 152V151H168ZM170 150H171V149H170ZM23 151H24V150H23ZM53 151H52V152H53ZM56 151H57V150H56ZM56 151H55V153H56ZM83 151H84V150H83ZM87 151H86V152H87ZM133 151H134V153L136 152L135 149H134ZM157 151H158V150H157ZM161 151H162V150H161ZM164 151H165V150H164ZM236 151H237V149H236ZM52 152H51V153H52ZM123 152H124V151H123ZM140 152H142V151H140ZM159 152H160V150H159ZM232 152H235V150H233ZM10 153L12 154V152H10ZM10 153H9V156L12 157V158H11L12 160L10 159V160H11V161H10V162H11V163H10L11 165L8 164L9 169L11 168V170H12V168H13V169H15V170H19V169L21 168V166H20V168H18V166H19V164H20V159H19L20 154H19V156H18V155L15 156V154H14V156H12ZM22 153H23V155H21V156H22L23 159H25L27 156L24 157V153H25V152H22ZM55 153H53V154H55ZM90 153H89V154H90ZM161 153H163V151H162ZM224 153H225V152H224ZM236 153H237V152H236ZM25 154H26V153H25ZM57 154H58V153H56V156H59V155H57ZM75 154H77V156H76ZM84 154H85V153H84ZM84 154H83V155H84ZM86 154H87V155H85V156H86V158H87L88 153H86ZM136 154H137V152L135 153V155H136ZM26 155H27V154H26ZM74 155H75V156H74ZM83 155H82V156H83ZM124 155H125V154H124ZM130 155H132V153H130ZM135 155L133 154V156H130V157L134 158ZM138 155H139V153H138ZM165 155H166V154H165ZM228 155H227V156H228ZM236 155H237V154H236ZM244 155H245V154H243V156H244ZM0 156H1V155H0ZM82 156H81V160L83 159V160H82V162H83V161H84V158H83ZM120 156H121V154H120ZM120 156H119V157H120ZM171 156H172V154L170 155V157H167V156H165V157H167V158H171ZM219 156L221 157L222 155H219ZM227 156L225 155L224 157H227ZM231 156H232V155H231ZM233 156H234V155H233ZM233 156H232V158H231L230 156H228V157H230L232 160L234 159V160L236 161V157L233 158ZM53 157H55V156H53ZM53 157H52V158H53ZM119 157H118V160H121ZM122 157H123V156H122ZM122 157H121V158H122ZM125 157L128 158V159H130V157H127V156H125ZM137 157H138V156H137ZM172 157H174V155H173ZM222 157H223V156H222ZM222 157H221V159L224 160V158H222ZM20 158H21V157H20ZM116 158H117V157H116ZM126 158H125L124 160H126ZM186 158H187V157H185V159H186ZM207 158H208V157H207ZM230 158H228V159L230 160ZM26 159H27V158H26ZM26 159H25V160H26ZM56 159H58V158H56ZM128 159H127L126 161H128ZM139 159L141 160V158H139ZM171 159H173V158H171ZM208 159H209V158H208ZM226 159H227V158H226ZM240 159H241V158H240ZM242 159H243V158H242ZM242 159H241V160H242ZM244 159H245V161L247 160V158H244ZM53 160H54V158H53ZM74 160H75V159H74ZM79 160H80V158H79ZM131 160L133 161L134 159H131ZM131 160H129V162H130ZM188 160H189V159H188ZM232 160H231V161H232ZM234 160H233V161H234ZM241 160H240V161H241ZM21 161H22V159H21ZM75 161H76V160H75ZM112 161L115 162L114 159H113ZM122 161H123V160H122ZM135 161H136V164H137V161H138V160L135 159ZM227 161H228V160H226V163L230 162V161H228V162H227ZM233 161H232V162H233ZM235 161H234L233 164H232V168L235 167V164H234V163L237 162V161H236V162H235ZM243 161H244V160H243ZM78 162H79V161H78ZM78 162H77V166H76V167H78ZM123 162H124V161H123ZM129 162H128V163H129ZM80 163H81V161H80ZM111 163H112V162H111ZM117 163H119V162H117V160H116V164H117ZM126 163H127V162H126ZM126 163H124V164H126ZM139 163H140V162H139ZM151 163H152V162H151ZM198 163H199V160H198V162L196 163V166L198 165ZM202 163H203V162H202ZM219 163H220V162H219ZM224 163H225V162H224ZM24 164H25V163H24ZM81 164H82V163H81ZM113 164H114V163H112V165L109 166V169H108L109 173L107 172V173H108V176H111V177L114 176V174L116 173V171H115V168H116V167H115V164H114V166H113ZM120 164H121V163H120ZM129 164H130V163H129ZM129 164H128V165H129ZM142 164H144V162H143ZM221 164H223V163H221ZM240 164L243 165L241 162H240ZM240 164H239V165H240ZM247 164H248V163H247ZM9 165H10L11 167H10ZM79 165H80V164H79ZM131 165H132V164H131ZM134 165H135V164H134ZM137 165H141V164H137ZM193 165H194V164H193ZM219 165H220V164H219ZM88 166H89V165H87V167H88ZM118 166H119V165H118ZM124 166H125V165H124ZM157 166H158V163H157ZM236 166H237V165H236ZM245 166H246V165H245ZM253 166H254V164H253ZM52 167H53V166H52ZM56 167H57V166H56ZM121 167H122V166H120V168H121ZM127 167H128V166H126V168H127ZM135 167H136V165H135L134 167L131 166V169H133V168H135ZM140 167H141V166H139L138 168L141 169ZM194 167H195V166H194ZM228 167H229V166H227V167L225 166V168H228ZM241 167H242V166H241ZM17 168H18V169H17ZM120 168H118V169H120ZM123 168H125V167H123ZM146 168H147V167H146ZM146 168H145V170H147ZM218 168H219V167H218ZM218 168L216 167V169H218ZM220 168H221V166H220ZM225 168H224V169H225ZM235 168H236V167H235ZM118 169H117V170H118ZM139 169L136 168L137 172H138ZM150 169H151V168H149V170H150ZM195 169H196V167H195ZM224 169H222V170H224ZM237 169H238V168H237ZM20 170H21V169H20ZM20 170H19V171H20ZM42 170H43V169H42ZM122 170H123V169H122ZM142 170H143V169H142ZM145 170H144V171H145ZM220 170H221V169H220ZM229 170H230V169H229ZM22 171H23V170H22ZM139 171H141V170H139ZM155 171H156V170H155ZM155 171H154V173H155ZM218 171H219V169H218ZM218 171H217V170H216V171L214 170L213 172L208 173L207 175L205 174V176H204V175H203V176H198V177H196L195 179H193L192 181H190V183H192L193 187H196V185H197V187L201 186L200 188H201V190H202L204 193H205V190H207L208 188H209L211 191H212V189H213V192H214V190L217 192V190H216V188H215V184H220V183H222V182H220V181H223V180H222L223 178H222L221 180H219V179L217 178V177L219 176V175L217 176V174L219 173ZM226 171L228 172V170H225V172H226ZM233 171H235V170H233ZM236 171H237V170H236ZM253 171H254V170H253ZM55 172H56V171H55ZM117 172H118V171H117ZM119 172H121V171H119ZM130 172H132V171H130ZM133 172H135V171H133ZM141 172H142V171H141ZM217 172H218V173H217ZM223 172H224V171H223ZM225 172H224V173H225ZM227 172H226L225 176L231 174V172H229L230 174H228ZM19 173H20V172H19ZM25 173H26V172H25ZM147 173H149V171H148ZM154 173H153V174H154ZM156 173H157V171H156ZM163 173H164V172H163ZM177 173H178V172H177ZM177 173H176V174H177ZM257 173H259V171H258ZM50 174H51V173H50ZM117 174H120V173H117ZM132 174H133V173H132ZM140 174H141V173H140ZM153 174H152V175H153ZM161 174H162V173H161ZM176 174H175V175H176ZM219 174H222V175H220V177H221V176L223 177V173L220 172ZM239 174H240V173H239ZM254 174H255V173H254ZM254 174H253V175H254ZM16 175H17V174H16ZM55 175H57V174H54V176H55ZM121 175H122V172H121ZM134 175H135V174H134ZM136 175H138V178L136 177V178L138 179V182H136L137 179H135L136 181H135V180H134L133 182L131 181L132 183L129 185V189H124V187H126V186L123 185L122 190H123V191L125 190V192L122 193L121 195L118 194V192H119L121 189H119V190L117 191V193H116V194H117V202H115L116 199L114 198V199H115L114 204H116L115 207L108 208V209H110V213L115 214V212H116V214L118 213V214L121 215V213L123 214L125 210H127V211L129 210L128 208L130 207V206H129L130 203H134V205H133L134 207H132V209L130 208V209H131V212H132V215H129V216H134V217H135V216H138V215H139V216L141 217V216L145 213V212L143 213L144 210L142 211V210L138 209V208H140V206H141V204H140L141 201H140V203H139L137 200H135V197H134V199H131L133 202H132L131 200H130L131 202H130L129 204L126 202L128 198L130 199V197H128V196L130 195L129 193H133V194H136V193H138V192L140 193V192H143L142 190H144V189L146 188V187H145L144 189H142V185L145 184V180H147V179H145V177H143V176H139V174H137V173H136ZM141 175H142V174H141ZM150 175H151V174H150ZM158 175H159V174H158ZM162 175H164V174H162ZM172 175H173V174H172ZM172 175H170V176H172ZM232 175H233V174H232ZM235 175H236V173H235ZM237 175H238V174H237ZM9 176H10V175H9ZM18 176H20V175L18 174ZM44 176H45V175H44ZM51 176H52V178H54L53 174H52ZM51 176H50L49 178H51ZM115 176H116V175H115ZM122 176H123V175H122ZM132 176H133V175H132ZM173 176H174V175H173ZM185 176H186L185 171H184V170H183V171H180V172L177 174V177L175 176V178H176V179H175V180H176V185H177L178 183L180 184ZM233 176H234V175H233ZM233 176H232V177L229 176L228 179H231V178H232V180H233V178H235V177H233ZM240 176H241V175H240ZM240 176H239V177H240ZM42 177H43V176H42ZM124 177H125V174H124V176H123V179H125ZM154 177H155V175H154ZM244 177H245V176H244ZM15 178H16V176H15ZM55 178H56V177H55ZM55 178H54V179H55ZM131 178H132V177H131ZM225 178H226V177H225ZM236 178L238 179V177H236ZM18 179H19V178H18ZM30 179H31V178H30ZM54 179H51V180L53 181ZM56 179H57V178H56ZM132 179H134V178H132ZM132 179H131V180H132ZM154 179H156V177H155ZM160 179H161V178H160ZM173 179H174V178H173ZM190 179H191V178H190ZM217 179L219 180V182H218ZM243 179H244V178H243ZM14 180H15V179H14ZM21 180H22V178H21ZM51 180L49 179V181H51ZM61 180H62V179H61ZM73 180H78V179L76 178V179H73ZM82 180H83V179H82ZM126 180H128V179L126 178ZM163 180H164V179H163ZM225 180H226V179H225ZM225 180H224V181H225ZM234 180H235V179H234ZM23 181H25L24 178H23ZM38 181H39V180H38ZM86 181H87V180H86ZM90 181H91V180H90ZM160 181H161V180H160ZM241 181H242V179H241ZM243 181H244V180H243ZM57 182H58V181H57ZM73 182H74V181H73ZM83 182H84V181H83ZM124 182H125V181H124ZM124 182H123V183H124ZM127 182H128V181H127ZM147 182H148V181H147ZM157 182H158V181L155 180V183H157ZM161 182H162V181H161ZM239 182H240V181H239ZM245 182H246V181H245ZM245 182H243V183H245ZM31 183H32V182H31ZM41 183L44 184V181H41ZM41 183H40L39 186H42V187H39V186H38L39 190H41V191H40L41 194H38L39 192L36 191V192H37V195H36V197H34V200H35L36 198H37L36 200H38V198H41V197H39V195L42 196V197L44 198L43 194H44L46 191H45V192L43 191V189H42V188H43V185H42ZM51 183L54 184V181L51 182ZM51 183H50V184H51ZM153 183H154V182H151V184H153ZM155 183H154V184H155ZM190 183L187 185V187L185 188V190H187V191L189 190V189H188V186L191 185ZM62 184H63V183H62ZM86 184H87V183H86ZM116 184H117V183H116ZM128 184H129V183H128ZM128 184H127V186H128ZM149 184H150V183H149ZM149 184L146 183L145 185L148 187ZM157 184H160V182L157 183ZM157 184H156L155 186H157ZM227 184H228V183H227ZM227 184H226L225 186H228V189H229V184H228V185H227ZM234 184H235V183H234ZM76 185H77V184H76ZM76 185L74 184V185L72 186V188L75 187ZM137 185H138V186H137ZM223 185H224V183H223ZM230 185H231V184H230ZM236 185H237V184H236ZM45 186H48V183H47V185H46V183H45ZM54 186H55V184H54ZM152 186H153V185H152ZM152 186L150 187V189L152 188ZM155 186H154V187H155ZM158 186H159V185H158ZM179 186H180V185H179ZM202 186H204V187L206 186L207 189L203 190L204 187H202ZM216 186H217V185H216ZM220 186H221V185H220ZM225 186H223V187H225ZM231 186H232V185H231ZM238 186H240L239 183H238ZM143 187H144V186H143ZM206 187H205V188H206ZM40 188H41V189H40ZM50 188H51V187H50ZM50 188L48 189L47 192H49ZM76 188H77V187H76ZM76 188H75V189H76ZM178 188H179V187H177V190H178ZM202 188H203V189H202ZM220 188H221V190H222V186H221ZM220 188H219V189H220ZM230 188H231V187H230ZM238 188H239V187H238ZM240 188H241V187H240ZM54 189H56V188H54ZM54 189H53V191H54ZM77 189H78V188H77ZM87 189H88V188H87ZM87 189H86V190H87ZM152 189H153V188H152ZM219 189H218V190H219ZM225 189H226V188H225ZM225 189H224V191H225ZM228 189H227V190H228ZM45 190H47V189H45ZM71 190H72V189H70V192H71ZM156 190H157V188H156V189L154 188V191H156ZM161 190H162V189H161ZM238 190H239V189H238ZM238 190H237V191H238ZM240 190L242 191L243 189H240ZM42 191H43V192H42ZM57 191H58V189L55 190L56 194H57ZM78 191H79V190H78ZM84 191H85V190H83V192H84ZM106 191H107V190H106ZM123 191H122V192H123ZM145 191H147V189H146ZM148 191H149V190H148ZM152 191H153V190H152ZM224 191H223V192H224ZM228 191H229V190H228ZM235 191H236V190H235ZM237 191H236V192H237ZM244 191H245V189H244ZM30 192L32 193V191H30ZM55 192H53L54 195H55ZM81 192H82V191H81ZM112 192H113V191H112ZM120 192H121V191H120ZM157 192L159 193V191H157ZM216 192H215V194H216ZM218 192H219V191H218ZM218 192H217V193H218ZM223 192H222V193H223ZM229 192H230V191H229ZM238 192H239V191H238ZM238 192H237V193H238ZM155 193H156V192H155ZM210 193H211V195H212V192H210ZM219 193H221V192H219ZM222 193H221L220 195H222ZM128 194H129V195H128ZM159 194H160V193H159ZM189 194H190V193H189ZM201 194H202V193H201ZM215 194L213 195L214 197H215ZM232 194H233V193H232ZM74 195H75V194H74ZM74 195H72V197H73ZM78 195H80V193H79ZM78 195H77V196H78ZM81 195H82V194H81ZM81 195H80V196H81ZM118 195H119V196H118ZM131 195H132V194H131ZM160 195H161V194H160ZM175 195H176V194H175ZM202 195H204V194H202ZM217 195H218V194H216V196H217ZM229 195H231V194H229ZM237 195H238V194H237ZM33 196H35V195H33ZM37 196H38V197H37ZM69 196H70V195H69ZM77 196H76V197H77ZM89 196H90V195H89ZM136 196H138V194H137ZM144 196H145V195H144ZM176 196H177V195H176ZM188 196H189V195H187V193H186V194H185V197H186V204H187V206L189 207V210H188V211H189V212H192V213H195V215H191V216H194L195 218H193V217L191 218V220H190V221H191L190 224H189V222H188L189 230L187 229V232H186V227H185V222L183 221V213H182V211H178V209L175 208L174 204H173L174 207H170V208H174V211H171V212H174L175 215H176V214L178 215V213H179V215H180L179 218H180V219L178 220V224H176V226H175V227H177V229L173 228V232L170 233V231H171V230H170L169 232L166 233V234L170 233V235L168 236L169 238L166 237V234L163 235V237L165 236V237L168 239V240H167L168 243H166L167 241L165 242V240H166L165 237L163 238L164 244H165V243L167 244V245H165V246H167L166 248H167V250H168V251H166V250H164V251H166V252H168V254H169V253H170V254H169V255L166 254L167 257H163L162 260H161V263H160V264H174L175 261H176V259H177V257L179 258L178 255L181 254V257H182V253H183L186 249H188V251L192 254V258H191V261H189V264H214L213 261H212L213 259H214L216 262H218V263H223V262H222V261H223V260H222V256L224 255V252H225V249H226V248H228V250H229V252H230V246L232 245V244L230 243L231 241L229 242V239H228V241H227V240H221V241L218 240V237L223 238V236H222V235H223V234H222L223 232H222V231H219V232L217 231V232H218V233H217V237L215 236V235H216V233H215V235H214L215 237H213V239L210 237L212 240H210V241L207 242V243H203V242L200 241V239H198V236L196 235V234H197V228H198V227L201 228L200 224H201L202 218H201V217L199 218V217L197 216V213H198L197 210L199 209V207L197 206L198 209L196 210V208H197V207H196V203H195V202L193 203V201L191 200V198H190V197L188 198ZM206 196H207V195H206ZM206 196H205V197H206ZM213 196H211V197H213ZM218 196H219V195H218ZM224 196H226V195H224ZM76 197H75V201H76ZM132 197H133V196H132ZM156 197H157V194H156ZM156 197H154V199H156ZM161 197H162V196H161ZM161 197H159V198H161ZM177 197H178V196H177ZM209 197H210V196H209ZM214 197H213V198H214ZM220 197H221V196H220ZM222 197H223V195H222ZM227 197H229L228 194H227ZM227 197H226V198H227ZM50 198H51V197H50ZM50 198H49V199H50ZM55 198H56V196H55ZM70 198H71V196H70ZM70 198H68V200H70ZM81 198H82V197H81ZM91 198H92V197H91ZM112 198H113V196H112ZM163 198H164V196H163ZM195 198H196V197H195ZM216 198H217V197H216ZM216 198H214V199H216ZM230 198H231V196H230L228 199H226V202H229V199H230ZM232 198H233V197H232ZM28 199H30V197H29ZM31 199H32V198H31ZM45 199H46V197H45ZM45 199H44V200H45ZM78 199H80V198H78ZM143 199H144V197H143ZM154 199H153V200H154ZM164 199H166V198H164ZM205 199H206V198H205ZM217 199H218V198H217ZM41 200H43V199L41 198ZM41 200H40V202H39L41 205H38L39 207H42V205H43V204H42L43 201L41 202ZM64 200H65V199H64ZM68 200H67V202H68ZM73 200H74V197H73ZM73 200H72V201H73ZM80 200H81V199H80ZM80 200H78V202L75 203V206H76V204L79 205V203H80L79 201H80ZM207 200H208V198H207ZM210 200H211V199H209V202H210ZM222 200H223V199H222ZM227 200H228V201H227ZM230 200H231V199H230ZM232 200H233V199H232ZM203 201H204V200H203ZM211 201H212V200H211ZM215 201H216V200H215ZM224 201H225V200H224ZM243 201H244V200H243ZM32 202H33V201H32ZM157 202H158V203L156 204V207H157L156 210H153V209H152V211H151V210L149 209V210L151 211V212L148 211V212L150 213V214H149L150 216H148L149 218H146V219L144 220V223H145L144 225H146V223H151V224H152V223H155V225H156V224H157V225L161 224L160 226H162V224L166 223V220H168L167 217H165V218H163V217L166 216V215L168 214V209H169V210H172V209H170V208H168V207H167V208H168V209H167V208H166V205L163 203V200H161V199H160V200L158 199ZM164 202H165V201H164ZM173 202H174V201H173ZM221 202H222V201H221ZM84 203H85V201H84ZM91 203H92V202H91ZM143 203H144V202H143ZM70 204L72 205L73 203H70ZM70 204H69V203H68V204L66 203V207H67V205L69 206ZM95 204H96V203H95ZM105 204H106V203H105ZM114 204H113V206H114ZM145 204H146V203H145ZM216 204H217V203H215V204L213 203V207H214V205H216ZM130 205H132V204H130ZM151 205H152V204H151ZM221 205H222V204H221ZM225 205H226V204H225ZM225 205H224V206H225ZM253 205H254V204H253ZM63 206H64V205H63ZM73 206H74V204H73ZM75 206H74V207H75ZM82 206H83V205H82ZM94 206H95V205H94ZM143 206H144V205H143ZM146 206H147V205H146ZM153 206H154V204H153ZM199 206H200V205H199ZM203 206H204V205H203ZM208 206H210V205H208ZM208 206H206V207H208ZM250 206H251V205H250ZM32 207H33V206H32ZM141 207H142V206H141ZM154 207H155V206H154ZM179 207H180V206H179ZM188 207H187V208H188ZM204 207H205V206H204ZM211 207H212V202H211ZM211 207H210V209H211ZM217 207H218V206H217ZM226 207H227V206H226ZM226 207H223V206H222V211H223V208H226ZM228 207H230V204H229ZM236 207H237V206H236ZM251 207H252V206H251ZM42 208L44 209V208H45V205H44V207H42ZM72 208H73V207H71V208H70V207L65 208V209L68 210V212H67V214H66V217H65V220H66L65 222H67V221H68V222H71V221H73V220L76 221L77 219H75V216H77L78 213H79V214L81 213V212H79V209H78V208H80V207H78L77 209H74V208L72 209ZM86 208H87V206H86ZM86 208H84V209H86ZM208 208H209V207H208ZM208 208H207V209H208ZM218 208H220V207H218ZM230 208H231V207H230ZM230 208H229V209H230ZM237 208H238V207H237ZM37 209H38V208H37ZM43 209H42V210H43ZM142 209H143V208H142ZM212 209H214V208H212ZM215 209H216V208H215ZM220 209H221V208H220ZM226 209H227V208H226ZM235 209H236V208H235ZM263 209H264V208H263ZM42 210H40V211L43 212ZM44 210H45V209H44ZM80 210L82 211L81 208H80ZM87 210H88V209H86L85 212H86ZM199 210L201 211V209H199ZM205 210H206V208H205ZM208 210H209V209H208ZM224 210H225V209H224ZM231 210H234V207H233V209H231ZM240 210H241V207H240ZM243 210H244V209H243ZM243 210H242V211H243ZM37 211H38V210H37ZM193 211H194V212H193ZM244 211H245V210H244ZM244 211H243V213H244ZM263 211H264V210H263ZM33 212H34V211H33ZM38 212H39V211H38ZM60 212H61V211H60ZM65 212H66V211H65ZM125 212H126V211H125ZM131 212H130V214H131ZM171 212H170V213H171ZM210 212H211V211H209V212L206 211L207 214H206V213H205V214L208 215V213H210ZM213 212H215V210H214ZM227 212H229V211H227ZM237 212H238V211H237ZM86 213H88V212H86ZM126 213H127V212H126ZM146 213H147V212H146ZM216 213H217V211H216ZM232 213H234V212L232 211ZM240 213H241V211H240ZM243 213H242V214H243ZM263 213H264V212H263ZM21 214H22V213H21ZM34 214H35V213H34ZM39 214H41V213H39ZM42 214H43V213H42ZM42 214H41V215H42ZM57 214H58V213H55V215H57ZM61 214H62V213H61ZM118 214H117V215H118ZM128 214H129V213H127V215H128ZM200 214H201V213H200ZM200 214H198V215L200 216ZM211 214H213V213H211ZM211 214H210V217H213V219H214V214H213V216H212ZM223 214H225V212L222 213V215L218 216L219 219H217V220H220V218H222ZM228 214H229V216H230V213H228ZM25 215H26V214H25ZM59 215H60V214H59ZM83 215H84V213H83ZM85 215H87V214H85ZM163 215H164V216H163ZM172 215H173V213H172ZM201 215H203V214H201ZM217 215H219V214H217ZM226 215H227V213H226ZM234 215H235V214H234ZM263 215H264V214H263ZM23 216H24V214H23ZM53 216H54V215H53ZM63 216H64V215H62V217H63ZM87 216H88V215H87ZM124 216H125V213H124ZM203 216H204V215H203ZM208 216H209V215H208ZM215 216H216V215H215ZM229 216H224L223 218H225V217L228 218ZM236 216H237V214H236ZM239 216H242V215H239ZM246 216H247V214H244V215H243V218H241L240 220H242V219L244 220V219L246 218ZM31 217H32V216H31ZM31 217H30V218H31ZM54 217H55V216H54ZM62 217H61V215H60V217H59L58 220H60V218H62ZM93 217H94V215H93ZM120 217H121V216H120ZM218 217H217V218H218ZM256 217H257V216H256ZM57 218H58V217H57ZM96 218H98L97 215H96ZM109 218L111 219L110 216H109ZM126 218H127V217H126ZM204 218L207 219L206 216H205ZM233 218H234V216H233ZM233 218H232V215H231L230 218H229V220H231V219L233 220ZM28 219H29V218H28ZM63 219H64V218H63ZM118 219H120V218H118ZM135 219H136V218H134V220H135ZM206 219H204L205 221L203 220V222L206 223V222L208 221L209 217H208L207 221H206ZM36 220H37V218H36ZM36 220H34L33 223H35V225H38V224H36V223H37ZM54 220H55V219H54ZM81 220H82V219H81ZM94 220H95V217H94ZM120 220H121V219H120ZM122 220H123V222L125 221L124 219H122ZM137 220H138V219H137ZM211 220H212V218H211ZM221 220H223V219H221ZM221 220H220V221H221ZM226 220H228V219H226ZM229 220H228V221H224V220H223V221L226 222V224H227V222H228V225H226V226H228V228H229V230H230V229H231V227H230V226H231V222L229 223ZM236 220H237V219H236ZM240 220H239V223L243 221V220H242V221H240ZM262 220H263V219H262ZM56 221H57V220H56ZM61 221H62V219H61ZM74 221H73V222H74ZM78 221H79V220H78ZM111 221H112V220H111ZM118 221H119V220H118ZM129 221H130V220H129ZM223 221H222V222H223ZM233 221H235V219H234ZM237 221H238V220H237ZM237 221H235V222H236L235 224H236V225H239V223H237ZM62 222H63L62 226H63V229H64L63 231H65V230H66V232L69 231V232H70L69 234L71 235V231H72V229H70V230H68V228L65 229V225H66V224H64V220H63ZM68 222H67V223H68ZM92 222H93V221H92ZM127 222H128V221H127ZM127 222H126V223H127ZM133 222H134V221H133ZM169 222H170V221H169ZM210 222H211V221H210ZM212 222H216V221H213V220H212ZM262 222H263V221H262ZM38 223H39V222H38ZM74 223H76V222H74ZM78 223H79V222H78ZM83 223H84V220H83ZM94 223H95V222H94ZM94 223H92V224H93L92 227H94ZM126 223H125L124 225H127V226H128V225L130 224V223H129V224H128V223L126 224ZM208 223H209V222H208ZM208 223L205 224V225L207 226V225L210 224V223H209V224H208ZM30 224H31V223H30ZM60 224H61V223H60ZM76 224H77V223H76ZM76 224H75V225H76ZM118 224H119V223H118ZM134 224H136V220H135V223H134ZM229 224H230V225H229ZM73 225H74V224H73ZM79 225H81V221H80V224H79ZM136 225H137V224H136ZM139 225H140V224H139ZM144 225H142V223H141V228H142ZM152 225H154V224H152ZM152 225H151V228L153 229V226H152ZM157 225H156V227H157ZM174 225H175V224H174ZM203 225H204V224H203ZM28 226H29V225H27V226H26L27 228H25L24 230H23V229L21 230L19 227H17V229H14V230H17L16 235H17V236H20V239L25 240V242H26V241L29 242L30 239H31V238L29 239V236H31V235H29V232H30V234H32V235H33V233H34V232H33V230H34L33 226L31 225L32 228H31V227L29 228ZM66 226L68 227V224H67ZM83 226H84V225H83ZM86 226H87V225H86ZM90 226H91V225H90ZM95 226H96V225H95ZM98 226H100V225H98ZM101 226H102V225H101ZM119 226H120V224H119ZM131 226H132V224H131ZM149 226H150V225H148L147 227H149ZM253 226H254V225H253ZM258 226H259V228H260V225H258ZM35 227H36V226H35ZM79 227H80V226H79ZM79 227H78V228H79ZM124 227H125V226H124ZM128 227H129V226H128ZM128 227H127V229H128ZM132 227H133V226H132ZM138 227H139V226H138ZM147 227H145V226L143 227L144 229L146 228L145 231L147 230ZM203 227H205V226H203ZM221 227H222V226H221ZM240 227H241V226H240ZM61 228H62V227H61ZM61 228H60V229H61ZM69 228H70V227H69ZM73 228H75V227L73 226ZM76 228H77V227H76ZM120 228H121V227H120ZM129 228H130V227H129ZM135 228H136V226H135ZM141 228H140V229H141ZM164 228H166V227H163V228L161 227V230H163ZM238 228H239V227H238ZM261 228H262V227H261ZM53 229H54V228H53ZM80 229H81V228H80ZM80 229H79L78 231L81 232L82 230H80ZM122 229H123V228H122ZM127 229H126V230H127ZM131 229H132V228H131ZM152 229H148L147 232H145V231L142 232V233L145 234L146 239L144 238L145 236L143 235V240H145V241H144V242L141 241L142 244H139V243H138V244H139L138 246H135L134 243H135V242H139V239H140V237H141L142 235L140 234V232L138 233L137 230H136L137 234L140 235V237H139V239H138V241H137V237L135 238V236H137L136 233L134 232L135 235L132 233L133 237H134L136 240L132 237L135 241H134V240H133V241L129 240V241L132 242L131 244H127L126 242H125V243H126V245H131V246L134 245L135 248H134V246H132V248L134 249V250L132 249L133 252H130V253H128V251L126 252V253H128L127 255H125V258H127V259L124 260V261H123V259H122L123 263H125V261L127 262L128 259L130 260V258H132L133 256L139 258V256L143 253V251L146 250V249L148 248V246H151L150 242H153L154 239H152V238H154V236H155V234H153L154 232L152 231ZM158 229L160 230V228H158ZM174 229H175V230H174ZM201 229H202V228H201ZM203 229H204V228H203ZM205 229H207V228H205ZM212 229H213V228H212ZM73 230H74V229H73ZM96 230H98V228H96ZM96 230H95V228H94V230H93V231H94L93 233L96 235V239H95V235H93V233H91V234L89 233V230L86 231V232H84V235H85L86 233H88V235L86 234L87 236L85 235V237H88L89 235H93V236H94V238L92 237V238H93V241H92L93 244L91 245V243H89V244L91 245L90 250L92 249V250L94 251V253H91L90 256H89V254L87 255V256H89V257L91 258V259H90L91 261H93V260L95 259L94 256L98 255V254H96V252H97V250H100V248H101V250H102V247H104L105 250H103V251H106V250H107V251H111V249H109V248H107V246H105L104 243H106V241L103 243V241H101V239H99V238L97 237L98 232H97ZM100 230H101V229H100ZM214 230H215V229H214ZM12 231H13V230H12ZM31 231H32L33 233H31ZM49 231H50V230H49ZM78 231H77V232H78ZM129 231H130V229H129ZM142 231H143V230H142ZM154 231H158V230L154 229ZM166 231H167V230H166ZM223 231H224L225 234L227 235V229H223ZM230 231H232V229H231ZM261 231H262V230H261ZM263 231H264V229H263ZM13 232H14V231H13ZM60 232H61V231H60ZM66 232H63L62 234L65 235V236H67V235L65 234ZM77 232H76V231L73 232V233H75V234H74L75 236H76ZM160 232H161V233H160ZM160 232H159V234H162V231H160ZM221 232H222V233H221ZM228 232H229V231H228ZM233 232H234V230H233ZM247 232H248V231H247ZM48 233H49V232H48ZM56 233H57V232H56ZM58 233H59V232H58ZM67 233H68V232H67ZM99 233H100V232H99ZM120 233H121V232H120ZM122 233H123V232H122ZM129 233H130V232H129ZM155 233H156V232H155ZM157 233H158V232H157ZM157 233H156V234H157ZM164 233H165V232H164ZM78 234H79V232H78ZM101 234H102V233H101ZM101 234H100V235H101ZM146 234H147V235H146ZM235 234H236V233H235ZM238 234H239V233H238ZM238 234H236V235H237V238H239V237H238ZM242 234H243V233H242ZM55 235H56V234H55ZM57 235H58V234H57ZM63 235H62V237H63ZM80 235H82V234H80ZM84 235H83V237H84ZM100 235H99V236H100ZM119 235H120V234H119ZM129 235H131V234H128V236H129ZM157 235H158V234H157ZM240 235H241V234H240ZM37 236H38V234H37ZM59 236H60V235H59ZM75 236H71V241H73V242L75 241V243H76V242H77L76 239H79V237H81V236L77 235L76 237H78V238H76ZM103 236H105V234H104ZM227 236L230 237L229 235H227ZM13 237H14V239H15V236H14V235H13ZM13 237H12V238H13ZM34 237H35V236H34ZM39 237H40V235H39ZM43 237H44V236H42V238H38V239L36 238V241L33 242V244H32V242H29V243H31L32 245H31V244H30V246L27 245L28 247H30V250L28 251V253H29V257H28L27 259H25V262H24L25 264H38V263H41V262L44 261V260H41V258H43L44 251H45L47 248H46V238H43ZM57 237H58V236H57ZM69 237H70V236H69ZM83 237H81V239L84 241ZM105 237H106V236H105ZM234 237H235V236H234ZM234 237H232V240H233ZM32 238H33V237H32ZM59 238H60V237H59ZM63 238H64V237H63ZM63 238H61V239H58V238H57L58 240H60V241L62 240V241H61V242H58V241L56 242V241H55V242L57 243V244H56V243L54 242L55 245L57 246L59 243H64V242L66 243V241L63 240ZM66 238H68V236L65 237L64 239H66ZM90 238H91V237H90ZM100 238H101V236H100ZM122 238H123V237H122ZM127 238H128V237H127ZM132 238H130V239H132ZM225 238H226V236H225ZM237 238H235V239H237ZM55 239H56V238H55ZM57 239H56V240H57ZM81 239H80V240H81ZM94 239L97 240L96 243H95V240H94ZM104 239H105V238H104ZM124 239H126V238H124ZM124 239H123V241H125ZM164 239H165V240H164ZM208 239H209V238H208ZM47 240H48V238H47ZM51 240H52V239H51ZM66 240H67V239H66ZM68 240H69V238H68ZM68 240H67V243H66V244L69 243ZM85 240H87V239H85ZM88 240H89V242H91L90 239H88ZM88 240H87V241H88ZM102 240H103V239H102ZM238 240H239V239H238ZM12 241H14V240H12ZM52 241H54V240H52ZM63 241H64V242H63ZM71 241H70V242H71ZM115 241H116V240H115ZM127 241H128V240H127ZM129 241H128V242H129ZM233 241H234V240H233ZM21 242H22V241H21ZM49 242H50V241H49ZM84 242H86V241H84ZM141 242H140V243H141ZM13 243H14V242H13ZM51 243H53V242H51ZM54 243H53V244H54ZM75 243H74V245H73V249H74V246L76 245ZM113 243H114V242H113ZM117 243H118V242H116L115 245H117ZM129 243H130V242H129ZM160 243H161V241H160ZM244 243H245V242H244ZM83 244H84V243H83ZM107 244H108V242H107ZM122 244H123V243H122ZM152 244H153V243H152ZM230 244H231V245H230ZM233 244H234V243H233ZM236 244H237V243H236ZM236 244H235V245H236ZM242 244H243V243H242ZM23 245H25V244H23ZM60 245H62V244H59L58 247H60V249L63 251V249L61 248ZM71 245H72V244H71ZM71 245H70V246H71ZM84 245H85V244H84ZM119 245H120V244H119ZM27 246H26V247H27ZM47 246H48V245H47ZM62 246H65V244L62 245ZM70 246H65V247H70ZM85 246H86V245H85ZM113 246H114V245H113ZM233 246H234V245H233ZM246 246H247V245H246ZM19 247H20V246H19ZM128 247H130V246H128ZM159 247H160V246H159ZM240 247H241V246H240ZM242 247H243V245H242ZM247 247H248V246H247ZM45 248H46V249H45ZM48 248H49V247H48ZM71 248H72V247H71ZM104 248H103V249H104ZM106 248H107V249H106ZM114 248H115V246H114ZM114 248H113L112 250H114ZM149 248H150V247H149ZM153 248H154V246H153ZM155 248H156V247H155ZM163 248H164V247H163ZM166 248H165V249H166ZM82 249H85V248H82ZM27 250H28V249H27ZM61 250H60V251H61ZM92 250H91V251H92ZM127 250H128V249H127ZM148 250H149V249H148ZM148 250L146 251V253L148 252ZM62 251H61V252H62ZM66 251H70V253H71V249H70V250L66 249ZM93 251H92V252H93ZM107 251H106V252H107ZM169 251H170V252H169ZM188 251H187V252H188ZM226 251H227V250H226ZM232 251H233V250H231V255H232V253H233ZM240 251H241V250H240ZM53 252H54V253H53ZM53 252H52V253L50 252L51 255L55 254V251H53ZM64 252H65V251H64ZM64 252H63V253H64ZM187 252H186V253H187ZM45 253H47V252H45ZM50 253H49V251H48V254H50ZM100 253H101V252H100ZM107 253H108V252H107ZM107 253H105L106 255H105V254H104V255L107 256ZM126 253H125V254H126ZM156 253H157V252H156ZM184 253H185V252H184ZM48 254H47V255H48ZM66 254H67V256L69 257V255H68L69 253H66V252H65V253H64L65 257H66ZM72 254H74L73 251H72ZM95 254H96V255H95ZM110 254H111V253H110ZM110 254H108V256H109ZM144 254H145V253H144ZM144 254H143L142 256H144ZM154 254H155V253H154ZM234 254H235V253H234ZM236 254H237V253H236ZM249 254H250V252H249ZM249 254H247V255H249ZM45 255H46V254H45ZM47 255H46V257H47ZM55 255H56V254H55ZM55 255H54V257H52V256L49 255V256L51 257V259L49 258V259L51 260V262H52V259H54V260L56 259L57 255H56V257H55ZM61 255H63V254L60 253V257H62ZM70 255H71V254H70ZM111 255H113V254H111ZM187 255H188V254H187ZM15 256H16V255H15ZM58 256H59V254H58ZM74 256H75V255H74ZM78 256H79V255H78ZM80 256H81V255H80ZM160 256H161V255H160ZM189 256H190V255H189ZM13 257H14V256H13ZM60 257H59V258H60ZM68 257H67V258H68ZM72 257H73V256H72ZM75 257H76V256H75ZM224 257H225V256H224ZM229 257H230V256H229ZM96 258H97V256H96ZM106 258H107V260H108V262H109L108 257H106ZM109 258H110V257H109ZM111 258H112V257H111ZM111 258H110V261H112ZM123 258H124V257H123ZM142 258H143V257H142ZM186 258H187V257H186ZM225 258H226V257H225ZM232 258H233V257H232ZM43 259H44V258H43ZM62 259H63V258H62ZM79 259L82 260L81 258H79ZM160 259H161V258H160ZM226 259H227V258H226ZM40 260H41V261H40ZM57 260H58V257H57V259L54 261L55 264H56V261H57ZM65 260H66V259H65ZM68 260H70V259H67V261H68ZM75 260H76V261H75ZM75 260H74L75 264H76V262H79V261H80V260H78V257H76ZM90 260L87 259V261H90ZM98 260H99V259H98ZM242 260H243V259H242ZM82 261H83V260H82ZM82 261H80L79 264H80V263H84V262H82ZM87 261H86V262H87ZM101 261H102V259H101ZM145 261H147V260L145 259ZM152 261H153V259H152ZM185 261H186V260H185ZM225 261H226V260L224 259V262H225ZM262 261H264V260H262ZM62 262H63V261H62ZM68 262H69V261H68ZM72 262H73V261H72ZM134 262H135V261H134ZM155 262H156V261H155ZM242 262H243V261H242ZM57 263H58V262H57ZM146 263H147V262H146ZM157 263H158V262H157ZM262 263H263V262H262ZM67 264H68V263H67ZM84 264H85V263H84ZM98 264H100V263H98ZM102 264H103V263H102ZM131 264H132V263H131ZM134 264H135V263H134ZM175 264H176V263H175ZM185 264H186V263H185ZM224 264H226V263H224ZM255 264H256V263H255Z\"/></svg>",
  "mask_w": 264,
  "mask_h": 264
}]
</instances>
